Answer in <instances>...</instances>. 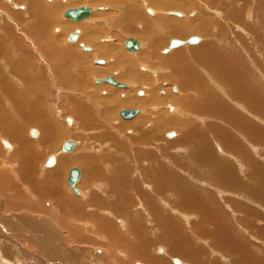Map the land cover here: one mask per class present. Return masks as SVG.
Here are the masks:
<instances>
[{
  "label": "rangeland",
  "instance_id": "374dc122",
  "mask_svg": "<svg viewBox=\"0 0 264 264\" xmlns=\"http://www.w3.org/2000/svg\"><path fill=\"white\" fill-rule=\"evenodd\" d=\"M52 1H54V2H52ZM52 1L51 0H23V2H20V3H23L22 5H24L25 9H23V11H21V12H23V14L21 13L20 15L18 14V16H17V18H20L19 24H18L19 27H17L18 32L20 33V36L22 35L24 40H26L25 42L29 43V44H31V43L36 44L37 38L41 39L40 35L42 32V27H43V23H44L45 28H44L43 34L45 37H47L48 39H50L52 41L48 44L49 45L48 52H50V55H49L50 59L48 57H46L45 59L48 62L47 66H49L47 69V72H48L47 75L52 77L53 82L58 84V82L54 81L58 77V73L61 72L62 69L67 71L65 73V75L61 74V78H62L61 79V85L63 86V87L61 86L62 88L61 87L59 88V90L61 92H59V90H58V94H56L57 93L56 90L54 89V87L52 88V90H53L52 92H54V96L55 95H58V96L61 95L60 99L54 98L55 99L54 100L52 97V101H50V103L52 105L48 106V103H47L46 104L47 106L44 107L45 113L47 115L49 114V117L52 120V122H51L52 129H53V131H55V132H52V134L50 133L52 136H49L51 138L52 137L54 138L52 141H50L52 143L51 149L48 150L47 148L41 147L38 144L40 139L42 140V138H44L45 130L44 129L42 130L41 126H39V125L37 126L35 124H31V125L28 124V126L30 125L29 127L26 126L25 122L21 121V119L18 118L17 115L13 111H11V109L4 107L5 112H3V115L0 114L1 115L0 116V122H2V126L4 124V130L2 128L4 133L7 135V132H8L7 126H9V124L13 123V122L16 125L18 124L20 126H23L24 129L22 130V133H20V131H19V137H17L16 135L15 136L11 135V136H6V138L4 137V139H3L5 143H7L6 141H9L10 144H12L16 147V149H17L16 155H15V153L13 154V156H14L13 159L15 158V161L13 160V163H12V160H10L9 154L12 152V149H7L6 146L2 142L3 148H2V150L0 149V157H2V156L3 157L0 158V162L3 165L7 164L8 168H4V171L8 172V169H9L10 173L12 174L13 177L16 175L17 171L21 167L22 170L20 171V175L23 173L22 174L23 176L21 175L22 177H20V178L18 177L17 183L19 182L18 184L20 185L21 189H23V192L25 194L27 192L26 195H28L29 197H32V198L35 197L34 199H39L35 196L36 194H39L40 198H43V196L41 195L42 193L40 194L39 190L37 191L35 189L36 190L35 191V190H33V188L29 184H27V185L25 184V182H27L29 178H30V180H34V184H37V182H39V181L51 180L50 182H51L53 188L55 185L57 187L59 186L58 188L60 189V193H62V196L65 199L69 200V203H72L73 201H78V202H83L86 205H89V202H90L89 206H90L91 210L89 211V208H88V211H86L87 209H82L81 207L79 209L78 206H72V207L70 206L71 207L69 210L70 212L64 213V211H60L58 213V212H53L52 210H50V212L48 214L51 213V218H47L46 217L47 215L43 216V215L34 213V215L43 216L47 223L45 221L35 219L36 218L35 216L33 218H31V219H33V222H35V220L36 221L38 220L39 222H41L43 224L46 223L45 225L50 226V228H48L49 229L48 231H53L54 234H56V235L58 234V232L60 234L61 231H63V234L68 236V240L70 242H75L73 236L70 233L71 229L73 230V228H72L73 226L75 227V226L79 225V226H83V227L87 228V227H89V225L91 226L94 223L95 228L93 229L94 230L93 232H91V231L87 232L85 230V232L83 233L85 237H88L86 239L87 240L86 244L85 243L71 244V243L67 242V240L66 241L61 240V245L63 246V248H65L67 250V252L73 251L71 253V257L74 259H78L79 262L82 261L80 259L84 258V256L81 257L80 254L83 255V252H86V254L89 255L90 253L94 252V254H97V257H98V255L105 257V259L108 260L107 261L108 264H124L125 260H121L122 259L121 256H119L118 254L116 255L112 251V249H110L111 247L109 248L110 245L114 247V245L118 244V242L124 243V244H126V242H128V243H130V245H129L130 248L135 247V248H132L133 250L132 249H128V250H130L129 252L134 253L133 260L135 257L137 260L133 261V262L138 263V264H144L143 260H141V259H143L142 254L146 255V257H144V259L148 258V260L149 259L153 260L152 258H155V257L156 258H162L163 257V258H166L169 260V264H174L173 259L180 260L181 264L189 263L182 258L178 259L179 257L171 258V257L167 256L168 255L167 251H163V252L161 251L162 255L159 252L156 253L158 249L166 250L165 249L166 244L169 245L170 249L175 248V246H176V248H175L176 250H178V248L181 247L183 244V246L185 245L183 251L185 253L189 252L188 253L189 258L192 257V259H193L194 253H195V255L199 256V257L198 256H196V257H198V259H200V260H198L196 258L197 262H194L196 260L194 258L195 260L194 261L192 260V262L189 264H198V262H199V264H210L211 263L210 260L212 261V260H216V259L219 262H221L220 264H231V261L233 262V264H235V262L236 263L239 262L242 264H246V263L250 264L251 262H249L247 260L248 257H246L245 260L243 261L244 258L241 257L240 253H238L239 249L237 251L232 249L234 247H238V245L242 242L244 243L243 246L247 244L246 245L247 247L244 246V249L241 248V251L243 252L242 255H246V254L251 255L252 254L251 256H253L255 260H257L259 262H263L264 261V244H263L264 243V208H263L264 207V200H263V203H261L260 200L264 199V119H263V117H264L263 113L264 112H259L260 110L258 111V108L262 107V105H260L261 103L264 104V78H263L264 77V0H220L223 3L224 2L226 3V5L228 7L227 11L228 10H238V11L242 12L240 15L241 18L242 19L245 18L244 21L242 22L243 25L239 24V26H237L235 28L234 27L230 28V22L228 21L227 14L222 16V17L221 16L219 17L218 14L215 12L216 10L212 9L213 4L212 5H210V4L213 3V1H215V0H213V1L212 0H203V1L202 0H192V2H193L192 8H193V10H195V12L199 11V10H200V12H202V13H200V15H202L201 18L203 16H205V18L208 17L210 20H212L214 22H217V20H218V22H221L222 26H219L220 28H218V26L215 24V25H213L214 30L211 29V31L213 34L219 32L218 35L220 36L222 41L220 40V38H217L216 41H213L215 46H216L215 51L214 50L213 51H205L204 50L205 53L203 51V52L195 54V52L192 51L193 49L190 50V48L196 47L195 49H197V48H200V46L202 44L207 43V42L209 43V41H207L208 39H205L202 35L198 34V37L200 39H202V38L203 39L196 44H190L189 46H186V47L184 46L182 48V50L184 49V51H185L186 59H183V62L185 64H184V66H183V64L181 65V63L177 64L176 69H175V66H173V68H172L169 65V63L165 65L162 62V60L164 58H166V56L168 57L169 55H172L175 53V52H170V49L168 47V40L173 38V37H176V36H172V35L168 34V32L171 33L170 25H172L171 27H173L175 25V27L177 28L178 26L176 24H179V23L177 21L173 20L172 14H170L171 15L170 16L163 11L169 12L172 10H181L182 8H180L179 6L177 7V5H173L178 0H164V2H162L160 0H123L124 2L122 4H120L119 2H117L118 4L113 2L112 4H108V5L102 4L101 0H90V1L89 0H85V1L84 0H52ZM73 1H75L76 4L74 3L73 5L68 6ZM188 1L191 4L190 0H188ZM184 2H185V4H187L186 1H184ZM12 3H13V5L14 4L19 5V3H17L15 0H13ZM38 3H40V4H38ZM35 4H37V7H38V5H40V11H41L40 15H37L38 11H37V14L35 12L37 9ZM52 4H54V6ZM81 5H90V6H93L95 8H99V6H104V7L107 6L110 8V12H108V13L107 12H101L100 13L99 11H97L95 13L96 15L93 16V23H90V25L89 24L83 25L84 27L82 25H78V24L74 23V27H76L77 29H80L84 33V35L80 39V43L78 42V44H76V45L67 44L66 39L68 37V34L77 30V29L66 27L64 24V23H66V21L63 19L62 14L68 8L78 7ZM209 5L211 6V8H208ZM44 6H46L47 9L48 8L51 9L54 7L53 11L50 12L51 14H45L44 13V9H43ZM131 6H133V7H131ZM125 8L126 9L128 8V9L125 10ZM132 9L136 10V15H132V16L128 15V11H130ZM150 9H153L155 11L157 10L159 14L154 13L151 15L149 13L151 11ZM197 9H199V10H197ZM216 9L218 10L219 7H217ZM220 9L222 10L223 6H221ZM97 10H100V9H97ZM183 10L188 12V14L190 13L189 8H186ZM119 11H120V13H119ZM247 11H248V13H247ZM141 12H142V14H141ZM243 12L245 15H243ZM102 14H104V16H102ZM0 15L3 16V19H5V20L7 19V17L4 14L0 13ZM31 15H33V16H31ZM109 15H111V16H109ZM122 16H124V17H122ZM197 17H198L197 14L190 15L189 17H186V18L183 16V20H181L180 22H183L185 24L188 23L187 27L194 28V26H191L189 24L191 21L196 20ZM148 18H149V20H148ZM157 18H159V19H157ZM49 19H50V23L48 22ZM125 19L128 21L127 24H126ZM139 19H140V21H143L142 23H144V26H146L147 29H151L153 31V36H150L151 30H147V32L143 31V35L137 34V33H139V31L142 32V29L139 28L141 26V23L140 22L138 23ZM6 21H8V19ZM100 21H102V22H100ZM113 21H114V23H116L115 25H114ZM40 23H41V27H39ZM67 23H70V21H67ZM71 24H73V23H71ZM128 24H129V29L125 30V27ZM53 25H54V27H53ZM122 25H124V26H122ZM249 25H251V26H249ZM100 26H101V28H100ZM108 26H109V28H110V26L114 27L115 31L114 32L109 31L110 29H108ZM195 26H197V24H195ZM240 26H242V27L240 28ZM11 27L13 28L14 25L11 24ZM97 27L99 29H102L103 31L98 30ZM94 28H96V29H94ZM36 30H39V33H38L39 35L35 36L33 34L35 33ZM84 31H86V32H84ZM88 31H90V32H88ZM97 31H99L100 34H99V32L97 33ZM131 31H133V32H131ZM21 32H24L25 35L21 34ZM187 32L190 34L192 31H186V34H183L184 35L183 40H186L191 35V34L189 35ZM126 33L129 35H127ZM114 34H117V35H114ZM59 35H60V37H59ZM31 36H33V37H31ZM112 36H114L115 39H112ZM127 36H130V37L135 36L143 42L144 47L146 45H148V46H146L145 48L143 47V50L141 49V52H138L139 55L137 53H131V54L128 53L129 56L128 55L126 56L125 53L122 51V49L125 48L124 42L126 40L125 37H127ZM135 37H133V38H135ZM83 38H84V40H83ZM120 38H122V39H120ZM150 41H152V42L150 43ZM157 41H159V42L156 44ZM57 42H60V43H57ZM79 44H80V46H78ZM89 44H93L95 50L92 48L91 53L90 52L85 53L84 49H82V48L89 46ZM107 44H109V46ZM85 45H87V46H85ZM236 45H237V47H236ZM40 46H42V45H40ZM148 47H149V49H147ZM26 48L28 49V47H26ZM114 48L116 50H114ZM30 49H31V47H30ZM61 49H62V51H61ZM68 49H71V50H68ZM144 49H145V51H144ZM156 49H158V50H156ZM73 50H74V52L72 54ZM149 50H151V51H149ZM198 50H200V49H198ZM51 51H52V53H51ZM190 51L195 55V57L193 56V54H191ZM96 52H98V53H96ZM158 52H160V53H158ZM206 52H209V53L213 52L215 57H216L215 61L214 60L207 61L204 58V55L206 54ZM56 53H58V54H56ZM107 53H108V55H107ZM70 54H72L71 56H73V57H71ZM102 54H103V56H102ZM65 55L66 56L68 55L69 59L68 58L65 59L64 58ZM198 56H199V58H198ZM200 56H203L202 57L203 59ZM39 57H41V56H39V55H38V57L35 56V60L39 59ZM101 59L102 60L105 59L104 61L106 62V65H102L100 63H97V60L100 61ZM231 59H234V61H235V63H233V64L243 66L242 77L247 78L246 83L249 86H246L239 76H237V79H236L237 83L236 82H229V81L225 80V78L223 76V70L225 69V66H223V64H224V62L226 63L227 61H229ZM56 60H57V63H56ZM60 60H62V61H60ZM113 61L115 62L114 64H113ZM125 63H127V64H125ZM204 63H208V64H204ZM74 65L77 66V68L79 69L78 71H76L75 68H73ZM220 65H222V66H220ZM51 67H52V69H51ZM129 67H130V69H129ZM179 67L181 69H179ZM54 69H55V71H54ZM186 69H187V71H186ZM51 70H52V72H51ZM137 70H138V72H137ZM154 70L156 72H154ZM175 70H177L176 71L177 73L174 72ZM76 72H78V74H75ZM52 73H53V75H52ZM72 73L74 75H72ZM109 76H114L119 82H122V83L129 84L132 81L133 82L130 84L131 87L128 89H125V88L117 89V88H115L109 84H97L94 81L96 79H101V78L109 77ZM64 77H66V78H64ZM170 77H172V78L177 77L176 79H177V82H179V83L177 84V83L172 82L170 80ZM42 79H43V77H42ZM44 79H47V78L45 77ZM249 81L251 82V84ZM235 85H237V86H235ZM68 86H74L76 90L64 88V87H68ZM190 86L193 87V90L195 91L194 93H196L195 97H192L194 94L191 93L192 89L189 90ZM97 88L100 91L97 90ZM173 88L178 89V91L175 92ZM61 89H63V90H61ZM115 89H116V91H115ZM129 89H132V90H129ZM247 89H249L248 93H247ZM140 90L143 93V95L138 94V92ZM253 90H254V92H253ZM82 91H84V93H86V94H91L92 96L90 98L89 97L87 98L86 95L84 93H82ZM243 91H244V93H243ZM151 92H153L154 95L159 99L158 100H157V98L151 99L149 96V94ZM238 92L240 94L239 97L237 99H234L233 96H237ZM188 95H189V97H188ZM70 96L72 99L74 97L77 100H79L80 98H81L80 100H85L86 102H84V103L91 110H93V109H99L100 110L102 108L101 109L102 111H104L105 109H107V111H108V109H109V113H107V115H106L107 117L105 116L106 118L110 117V119H111V121L108 122L109 128L108 129H100V130H92L91 132L86 133V131H84L82 129L80 130V128L77 127L76 122H75L76 118L74 116L67 115L65 112H63V113L57 112V107L55 105L57 103H60V102H66ZM117 96H119L120 98ZM82 97H83V99H82ZM185 97H187V99ZM139 99H146V100L142 101V102L138 101V103H132V102L137 101ZM89 100H90V102H89ZM129 100L131 101L130 103H128ZM160 100H161V102H160ZM220 100L223 103L222 106H224V110L222 108L221 112H220V110H218V111L221 114L223 113V116L225 118V119L223 118V120H222L223 123L221 122V120L219 122V119H216L215 117L208 114V112H212V111L214 112V110H216V107L219 104ZM250 100H251L252 104L250 103V105H249L248 102H250ZM56 101H58V102L56 103ZM97 101H100L101 103L97 102ZM193 102L194 103L199 102V103H197L195 105ZM237 102H238V104H236ZM110 103H111V105H110ZM239 103H241V104H239ZM198 104H200V105H198ZM246 104L249 106L250 109L247 108L248 106H246ZM253 104H254V106H253ZM201 105H203L204 107ZM212 105L216 106V107L211 108ZM251 105H252V109H251ZM112 106H113V108H112ZM190 106H192V107L194 106V107L192 108ZM195 106H196V108H195ZM207 106H209V107H207ZM237 106H239L240 108L239 107L237 108ZM49 107H51V108H49ZM171 107L173 108V110L171 109ZM199 107L203 108L204 110L199 108ZM230 108L232 110H235L234 112L236 113V115L234 117L231 116L226 111V109L229 111ZM244 108H246L247 111L249 109V112H251V113H249L247 115V111L244 110ZM6 109L9 111H6ZM123 109H138L139 111L140 110L141 111H140V114L137 117H135L133 120L126 121L120 117V114H121L120 111ZM239 109H242L240 111L242 113H244L246 116L244 114H242L241 112H238ZM255 109L258 111V112L256 111L258 114L255 112ZM177 110H178V112H177ZM202 110L204 112H207V111L208 112L205 113V115H204L203 114L204 112ZM251 110H253V111H251ZM27 111L30 112L29 109H27ZM115 111H117V112H115ZM74 112H75V116L77 117L78 111H74ZM0 113H1V111H0ZM10 113H12V114H10ZM57 113H59V114L57 115ZM259 113H260L261 117L258 116ZM211 114H213V113H211ZM250 114H252V115H250ZM262 114H263V116H262ZM11 115H13V117H14L13 120H11L12 119ZM196 115H198V118ZM200 115H203V117H201ZM206 115H208V116H206ZM6 116H8V118ZM254 116H255V118H254ZM153 117H155V118H153ZM68 118L72 120L71 123L67 122ZM234 118H237V119L234 120ZM3 119H4V121H3ZM7 120H9L8 123H7ZM17 120H20V121H17ZM138 120H144V125L142 127L140 126V124L132 125V127L129 126V124H130L129 122L134 123ZM170 120H176L178 122H180L182 120L179 123L180 127H185L186 124H189V123L192 124L193 123L192 124L193 126L195 125V127H199L200 129L204 130L205 133L204 132L203 133L205 135L203 134V136L199 137L195 132H192V133L190 132L187 136H183V134L187 133V128L182 129V130L180 128H176V127L172 128V130H170V128L165 129L166 124H167L166 122H168ZM183 121H184V124L182 123ZM240 121H241V123H240ZM125 123L128 124V127H124ZM164 123H165V125H164ZM194 123H196V124H194ZM210 123H212V125L214 126V127L212 126V128H214V129L217 127V125L218 126L220 125L223 128L221 129V127L219 126L220 128L218 127V129H220V130H218L216 128L217 130L215 129L216 131H214V133H211V131H208V127H206V124L210 125ZM243 126H244L245 130L243 129ZM0 127H1V125H0ZM71 127H76L79 129L78 130L75 128L74 132L72 133V134L78 135L79 139H75L71 136L65 135V133L67 132V129H70ZM232 127L235 128L236 130H238L239 133H242V134L239 135V134L235 133L234 129ZM253 128H254V130H253ZM33 130H36L39 133L36 136H33L31 134V131H33ZM46 130L48 131L47 128H46ZM24 131H27L26 136H25ZM223 131H226V132H223ZM215 132L217 134L220 132L221 136H223V135L225 137L227 136L228 140L230 137L232 142H231V140H229V141L225 140L227 138L223 137L222 139H220V142L217 141V143L219 142L218 143L219 145L217 143L215 145V142L212 141L213 137L216 138ZM168 133H175V135L168 138L167 137ZM154 135H155V137H154ZM86 136H87V138H86ZM179 138H181L180 139V147L181 146L182 147L181 148L179 147L178 150L173 149V147H171V145H170V141H172V140L176 141ZM186 138H188V140ZM189 139H191L192 141L191 140L189 141ZM196 139H197V141H196ZM200 139H201V141H200ZM67 140H72L78 144V147L74 151H72L71 153H65L62 151L63 143ZM88 141H89V143H88ZM104 141L106 144L104 143ZM26 142H33V143L37 142L35 144L34 148L32 147L33 148V154L32 155H34L33 158H32V156L29 158H26L25 156L18 155V152L22 149L23 143H26ZM228 142H230L231 144ZM243 142H244V144H242ZM186 145H187V148H185ZM229 145H230V148H229ZM83 146H84V148H83ZM89 146H94L96 149H92V148L89 149L88 148ZM192 146H195L196 148H194ZM10 147L11 146L9 145V148ZM109 147H110V149H109ZM188 147H190V148H188ZM216 147H218V149H216ZM219 147L224 149V151L226 149L229 150L230 151L229 153H231V154L237 153L239 160H241L243 162L248 160V158H250L249 162L252 164H249L247 161L246 165H247L248 169L250 168L249 170H251L250 172H252V173H250V174H252V176L248 175L247 176L248 180L244 181L245 183L241 182L242 184H237V185L234 184V186L233 185L230 186L231 181L229 178H232L231 177L232 174H233V177L238 176V173H235L237 171L234 170L236 167L231 164V163H233L232 159H234L235 157L232 159H229L228 157L224 156V154H222V149ZM249 149H250V151H249ZM254 150H257L258 154H256L254 152ZM84 152H86V153H84ZM216 152H218V153L216 154ZM245 152H246V154H249L248 152H250V156H245ZM251 152H252V154H251ZM82 153H84V154H82ZM237 154H235V155H237ZM79 155H82V156L83 155H90L89 160L87 162H90L91 164H93L94 171L99 174L98 180L90 179L92 181L91 182L87 178L86 170H85L83 163L80 164V162H77V164H72L71 166L66 167L67 162H68L67 158H71L73 156L77 158V157H80ZM183 155H184V157H183ZM7 156H9L8 157L9 159H7V161H6L4 158H7ZM158 156H160L162 158L161 161L163 163H165V165L168 164L166 162L167 159L171 160L172 166H175L178 169H185V171L187 170L186 172H188L190 175L192 174L193 178L198 177V178H203L205 180L208 179V181H205V180L204 181H205V183L210 182L209 183L210 185L208 184V185L203 186L201 188L198 187L200 189L195 188V187H190V190L188 189V194H191V195L198 194V196L200 195L202 198L204 197L202 200H198L201 197H199L198 199H192L191 198L192 199L191 204H199L200 203L199 205H202V203L206 204L207 202H209L210 200L209 201H207V200L210 198L209 194L211 192L210 193H207V192H209V190L212 191L211 188L215 184L216 185H218V183L220 184V182H219L220 180L225 179V181H226V179H227V182L224 181L225 184L223 183V185H227V186L226 187L223 186V188L227 189L228 184H229V186L231 188H228V191L229 190L234 191V193H229V194H231V195H229V197H231L233 200L235 199L234 197H236L237 200L232 201L234 204H238V202L240 203V204H238L239 206L235 207V208H237L236 211L238 213H233L235 215H232V213H230V209H228V208L226 209L224 207L223 203H222V208H221L222 210L219 209L220 211H218L219 215L217 214L216 211L215 212L212 211L214 217L216 216V214L218 216V217L216 216L215 218L211 216L212 213L207 214V215L203 214L201 216L200 215L198 216L197 215L198 213H196V214H193L194 216L193 215L190 216V219L186 220V219L178 216L177 213H175V215L177 216V217L176 216L175 217H176V219H178V221H176V222L180 221L179 222L180 226L178 225V227L174 226L171 223L172 221H169V219L172 215H169L168 213H166L165 215H168L169 217L163 218V216H161L162 218H159V216H158L159 214H158L157 217L159 218V220H162L164 222L166 220V222L164 225L162 224V228H160V227L157 228L158 232L153 231V229L150 228L151 223L149 221V218L146 217V221L144 219L142 220L138 215V211H134L136 206H133V205L134 204L137 205L139 202H142L140 200L139 192L136 191L137 189L135 187L136 185H138L136 180H138V174H139V170H140L139 166L142 167V166L150 165V163H149L150 161H151V164H153L152 161L154 160V158H156ZM177 156L179 158L181 156V158L179 159ZM215 156H217V157L220 156L221 159H219L220 158L219 157L218 163L211 165V162L213 160L216 161ZM50 157L56 158V164L54 166H52L53 168L47 167L45 165L48 158H50ZM261 157H263V158H261ZM182 158H185V159H182ZM188 158H190V159L188 160ZM198 158H200L201 160L205 159L206 161H210V164H208L207 166H205L206 164L201 165V161H199ZM240 158H243L244 160H242ZM28 159L29 160L31 159V160L28 161ZM34 160H35V163H36V161H38V162L35 164ZM63 160H65V161H63ZM187 160H188V163L186 162ZM196 160H197V162H196ZM7 162L10 163V165H8ZM29 162H32V164L31 163L29 164ZM93 162H95V163H93ZM114 162H116V163H114ZM140 162H141V164H140ZM142 162H143V164H142ZM198 162L200 164H198ZM226 163L227 164L230 163V165H232L230 167L231 169L229 168V166H227V168H225L226 170L228 169L227 171L229 173H227L226 170L224 169V167H226ZM112 164L115 165V171L114 172L112 171ZM224 164H225V166H224ZM179 165L181 168H179ZM15 166H16L17 170H16ZM58 166L59 167L62 166L63 168L60 170L62 171L64 169V171H62L60 174H55V175H58L55 178H54V176L51 175L52 173L50 175H48V172H51L50 168L52 170ZM184 166H185V168H184ZM253 166L258 167V168L257 169L253 168ZM74 167H77V168L81 169V171H83L82 172V177H83L82 180L83 181H80V185H79V188L82 192L81 194H76L73 191H71V189L69 188L68 183H67L69 170H71ZM100 167L102 169H100ZM168 167H169V164H168ZM200 167H203L204 169L200 168ZM169 168H171V167H169ZM222 168H223V171H222ZM232 168H233V171H232ZM251 168H253L254 170L256 169L257 171L256 170L252 171ZM119 170L125 171L129 176L126 179H119ZM202 170H203V172H202ZM213 170H215V171H213ZM224 170H225V176H227L225 178H223L224 175H220L221 173L224 174L223 173ZM13 171H14V173H13ZM209 171H211V172H209ZM216 171H220L221 173L216 172ZM90 172L92 173V171H90ZM208 172L210 174H208ZM254 172L255 173L257 172V175ZM113 173L117 179L112 177ZM188 173L183 174L182 172H180L178 175L181 178L178 177V179H176V180L181 181V183H183V184L185 183L184 185L187 186V184L189 183V180L187 179ZM24 174H25V176H24ZM156 174L157 173L153 174V173L149 172L148 175H146V176L149 178L150 177L153 178V177H155ZM211 174H212V177H211ZM216 175H217V177H215ZM161 176H163V175L159 176V174H158V178ZM250 176H251V179H250ZM44 177H45V179H44ZM218 177H220V178H218ZM155 178H157V175ZM13 180H15V178H13ZM112 180H114L113 181L114 183L116 181H117V183L118 182H120V183H118V184L115 183L116 185H114V186L110 185L109 188H111V187L115 188L114 192L112 194H110V191L106 189L107 185H105V184L112 183ZM23 181H24V184L22 183ZM215 181H216V183H215ZM148 182L151 183L152 181L148 180ZM171 182L172 181L170 179L169 182H167V183L169 185H171ZM94 183H95V186L97 185V188H94L95 187ZM151 184L157 185L155 182L154 183L152 182ZM238 185H240V186L238 187ZM157 186H159V185H157ZM220 186H221V184H220ZM24 188H25V190L27 188L29 190L27 189L25 191ZM131 188H133L134 191H132L133 189L130 190ZM232 188H233V190H232ZM241 188H243V189H241ZM249 188H251L252 191ZM253 188H254V191H253ZM105 189L107 190V193L109 195L106 194ZM160 189L163 192L165 187L161 186ZM236 189H237V192H236ZM98 190H100L99 193L97 192ZM144 190L147 193L151 192V190L149 189V186L146 187V189H144ZM202 191H203V193H201ZM240 191H241V194H240ZM250 191L253 192V195ZM101 192L102 193L105 192V193L102 194ZM254 192H256V193H254ZM182 193H183V191H179L177 193L178 195L174 196L175 200H174L173 204H174V206H176V207H174V209H179L177 207L178 206L181 207L183 205L182 202L180 201V195ZM104 194H106V195L104 196ZM211 194L213 195V191ZM235 194H237V195H235ZM254 194H255V196H254ZM93 195L96 196V200L94 202H91V196H93ZM212 195H211V198L214 197ZM116 196L118 198H116ZM198 196H196V197H198ZM216 196L219 197V195H216ZM205 197H207L206 200H205ZM245 197H246V199H245ZM176 198L179 199L178 203H176ZM43 200H45V198H43ZM194 200L195 201L197 200V201L194 202ZM231 200H229V202H231ZM45 202H48L47 207H49L53 203L51 198H47V200H45ZM148 202L149 203L156 202V199L150 197ZM99 204H100V206H99ZM162 204H161L162 208L165 209L166 207H164ZM115 207H117V208H115ZM119 207L121 209L120 211H119ZM241 209L243 210L244 213L242 212ZM249 209L254 210L255 213H253L254 211L251 210L252 213L250 215H248L247 213L250 211ZM78 210H79V213H78ZM105 210H106V212H105ZM74 211L77 212L76 216H75ZM80 211H83V213H81ZM224 211H227V212H224ZM240 211L243 215L246 214L248 216H251V218L253 217V214H254L253 218H255V220H253V218H252V221H251L250 217H248L246 215L243 216L240 213ZM113 212H114V214H113ZM19 213L24 215L25 211H22ZM90 213H92V218H90L88 216ZM206 213H209V212H206ZM229 213L231 216H237L238 215V216L243 217L242 218V221H243L242 225H244L246 229H241V230L239 229V231L236 230V233H234L235 231H232L234 229L231 228L232 230H230L229 233L226 232V234H225V235H228V237H226V238L224 237L225 238L224 239L222 237L224 234L223 232H225L227 229H229V227L227 226V222L229 224H232V222L235 223L234 219H232V217H229ZM10 214H13V213H9V215ZM32 214L33 213H31V215ZM172 214H174V213L172 212ZM208 215L212 217V218H210L211 220L208 218L209 217ZM255 215H256V217H255ZM49 216L50 215H48V217ZM74 216L76 217L77 221L81 220L82 222L80 224L77 223L76 220L74 219L75 218ZM257 216L258 217L260 216L259 219ZM78 218H80V219H78ZM124 219H126V221ZM195 219H197V220H195ZM205 220H207V222H205ZM184 221L187 224H190L192 222L195 223L194 226L196 227V230L197 231L200 230V233L202 235H198L197 234L198 232L196 230L193 231L194 233L190 232V230L184 224L185 223ZM199 221H201V222H199ZM210 221H212V222H210ZM216 221H219V222L216 223ZM48 223H49V225H48ZM67 224H69V225H67ZM196 224L199 227L200 226L201 227L199 228L198 226H196ZM212 224H213V227H212ZM25 225H28V224L24 223L20 226H25ZM220 225L223 227V229ZM165 226H167V228ZM214 226H216V227L214 228ZM35 227L33 229L32 227H29V225H28L27 229L30 230V232H31V230H35V233H37L38 230L40 231V229L37 226H35ZM142 227H144V229H145L144 233H143ZM203 227H204V229H202ZM210 227H211V231H210ZM89 228L92 229L91 227H89ZM205 228H207V229L205 230ZM121 229L123 230V232ZM133 229L134 230H136V229L140 230L141 229L142 233L139 234L140 237H142L141 236L142 234L145 235V233H146L145 236L143 235L146 239H144V237H142L143 239L141 238V240L146 242V244L148 245L150 250H148V248L144 249L142 247L140 248L142 251L139 249H138V251L136 250L138 248V246H136V244L139 242L136 239L134 232H132V231H134ZM162 229H166V230H162ZM221 229L222 230L225 229V230L222 231ZM248 229H249V231H248ZM68 230H70V232ZM171 230H173L172 233L168 234V231L171 232ZM176 230H179L180 232L176 231ZM1 231L3 232V234L5 233L2 229H1ZM111 231H113L112 235L115 234V236H113V239H110L107 235V234L111 233ZM212 231H214V232H212ZM215 231H218V232H215ZM237 231H238V233H237ZM175 232H178V234L177 233L174 234ZM220 232H222V233L220 234ZM157 233H158V236H156ZM161 233L165 234L164 235L165 237H163V234H161ZM185 233L187 234L188 239H186ZM118 234H120V236ZM173 234L175 236H173ZM203 234L205 236L207 235V237L210 236V237H208L209 239L207 240V238H204L205 236L203 237ZM251 234L253 236L255 234L256 238L258 237L257 239L260 241L258 243L256 241H252V240L250 241L249 238H252ZM5 235H7V234H5ZM41 235L42 234L39 233L38 235H36V237L37 238L42 237V239L45 238L44 236H41ZM60 235H62V234H60ZM170 235H172L173 238L176 237L177 239L182 238V237H185V238L184 239L182 238V240L180 239L179 240L180 242H179L176 238L173 239L172 237H169ZM178 235L179 236L181 235V236L179 237ZM69 237H71L73 240H70ZM101 237L104 240L101 239ZM162 237H163V239H162ZM168 237L170 239H168ZM189 237L193 241L189 240L190 239ZM155 238H158V239L154 240ZM259 238H261V239H259ZM165 239L167 241H164ZM158 240L163 241V242H160L161 245L159 246V248L158 249H156L155 247L150 248L153 243L157 244ZM99 241L107 243L106 245H108L109 249H105L104 247H102L101 244H104V243H99ZM187 241H188V243H186ZM227 241H228V243H227ZM63 243H65V244H63ZM164 243H166V244H164ZM189 243L191 245L194 243L192 245L193 247H192L191 251H190L191 246H189ZM237 243H239V244L236 245ZM210 244H211V247H210ZM16 245L19 246L20 253L18 252L17 249H16L17 250L16 251L12 247L11 244H9V243L6 244L7 248H9V247L12 248V250H8L7 252L5 251L7 253L6 255H8V256H6V259H7L6 263L9 262L8 264H52V263H49L47 260H45L40 254H37L34 251L35 248H33V247L31 248V250H33L35 252V254H30L27 251L29 248H27L26 245H24L22 243H17ZM126 245L128 246V244H126ZM183 246H182V248H183ZM261 246L263 249L261 248ZM75 247H76V249H75ZM214 247H216L217 252L215 251V249H213ZM227 247H228V250L226 249ZM248 247H250V248H248ZM193 248L202 249V250H200L199 252H198V250L193 251V255L191 256V252H192ZM218 248H219V251H218ZM246 248H248V249H246ZM175 249H173V251ZM21 250H23L24 252H22ZM95 250H96V252H95ZM204 250L206 251V253ZM233 250L235 252H237L238 255H237V253H236V255H234L235 253ZM145 251H147L146 252L147 254H145ZM202 253H203V255H202ZM230 254H233L234 257H232V255H230ZM91 256H93V257H91ZM94 256L95 255H93V254L90 255L89 256L90 258H86L89 261V263L86 260L83 264H99V261L97 260L98 258L96 259V257H94ZM222 256H227L228 261L222 259ZM252 258H250V259H252ZM124 259H126V256ZM238 259H239V261H238ZM241 259H242V261H241ZM229 260H231V261H229ZM133 262H131L130 264H134ZM67 263L70 264L71 261L68 259L65 264H67ZM73 264H76V263L73 262Z\"/></svg>",
  "mask_w": 264,
  "mask_h": 264
},
{
  "label": "bare ground",
  "instance_id": "6f19581e",
  "mask_svg": "<svg viewBox=\"0 0 264 264\" xmlns=\"http://www.w3.org/2000/svg\"><path fill=\"white\" fill-rule=\"evenodd\" d=\"M12 1L13 0H0V13H2V14H4L6 17H7V19H8V21H6L5 19H3V16L2 15H0V111H1V113L0 114H2L3 115V112H5L4 111V107H6V108H9V109H11V111H13L16 115H17V117L18 118H20L21 119V121H24L25 122V125L26 126H28V124H35V125H39V126H41L42 127V130L44 129L45 130V132H44V138H42V140L40 139V141H39V145L41 146V147H45V148H47L48 150H50L51 149V145H52V143L50 142V141H52L54 138L52 137H49V136H52L51 134H52V132H55V131H53V129H52V126H51V122H52V120L50 119V117H49V114L47 115L46 113H45V108L44 107H46L47 105V103H48V106H50V105H52L51 103H50V101H52V97H53V99L55 98V99H60V96H58V95H55L54 96V92H52L53 90H52V88L54 87V89L56 90V94H58V90H59V88L62 86L61 85V74L63 75H65V73L67 72V71H65V70H63L62 69V71L61 72H59L58 73V79L56 78V80H54V81H56V82H58V84H56V83H54L53 82V79H52V77L51 76H48L47 74H48V72H47V69H48V67L49 66H47V60L45 59L46 57H48L49 59H50V57H49V55H50V52H48V48H49V43L50 42H52L50 39H48L47 37H45L44 36V34H43V31H44V28H45V25H44V23H43V27H42V32H41V39H39V38H37V43L36 44H29V43H26L25 41L26 40H24V38H23V36L21 35L20 36V33L18 32V29H17V27H19L18 26V24H19V20H20V18H17V16H18V14L20 15L21 13L23 14V12H21V11H23V9H25L24 8V5H22L23 3H20V2H23V0H15L17 3H19V5H13V3H12ZM52 1V0H51ZM85 1V0H84ZM90 1V0H89ZM160 1H162V2H164V0H160ZM184 1H186V3L187 4H185V2ZM203 1V0H202ZM213 1V0H212ZM52 2H54V1H52ZM87 2V1H86ZM101 2H102V4H106V5H108V4H112L113 2L114 3H117V2H119L120 4H122L124 1L123 0H101ZM144 2V1H143ZM151 2V1H150ZM190 2H191V4L189 3V1L188 0H178V1H176L173 5H177V7L179 6L180 8H182L181 10H172V11H169V12H167V11H163V12H165L166 14H168V15H170V14H172L173 15V20L174 21H177L179 24H176L178 27L176 28L175 27V25L173 26V27H171L172 25H170V28H171V33H169L167 30V32H168V34H170V35H172V36H176V37H173V38H171V39H169L168 40V47H169V49H170V52H175L174 54H172V55H169L168 57L166 56V58H164L163 60H162V62L166 65V64H168L169 63V65L173 68V66H175V69H176V67H177V64H180L181 63V65L183 64V66H184V62H183V59H186V57H185V51H184V49L182 50V48L185 46H189L190 44H196V43H198L199 41H201L202 39H200L199 37H198V34H200V35H202L205 39H208L207 41H209V43L207 42V43H204V44H202L201 46H200V48H197V49H195L196 47H192V48H190V50L191 49H193L192 51L193 52H195V54H197V53H200V52H203L204 50L205 51H215V44H214V42L213 41H216L217 40V38H220V36L218 35V33H212V31H211V29H213V25H217L218 26V28H220L219 26H222L221 25V22H218V20H217V22H214V21H212V20H210L208 17H206L205 18V16H203L202 18H201V16L202 15H200V13H202V12H200V10L199 9H197V10H199V11H196L195 12V10H193V6H192V4H193V2H192V0H190ZM76 4V2L75 1H73V2H71L70 3V5H68V6H71V5H73V4ZM93 3V2H92ZM169 3V2H168ZM232 3V2H231ZM239 3V2H238ZM21 4V5H20ZM38 4H40V3H38ZM118 4V3H117ZM213 4V5H212ZM219 4V5H218ZM36 5V14H37V11H38V14L37 15H40V5H38V7H37V4H35ZM53 6H54V4H52ZM116 5V4H115ZM210 5H212V9H214V10H216L215 12L218 14V16L220 17H222V16H224V15H226L227 14V18H228V21L230 22V28L231 27H237V26H239V24L241 25L242 24V22L244 21V19L245 18H241V11H238V10H228L227 11V5H226V3L224 2H221L220 0L218 1V0H215V1H213V3H211ZM209 5V7L208 8H211V6ZM50 6V5H49ZM89 6V7H88ZM221 6H223V9L221 10L220 9V7ZM91 7H93V6H91ZM102 8V7H104V6H99V8ZM107 6H105L103 9H100L99 10V12L101 13V12H103V10L106 8ZM131 7H133V6H131ZM217 7H219V9L217 10L216 8ZM43 8V7H42ZM54 8V7H53ZM53 8H51V9H47V7L46 6H44V13L45 14H51L50 12L51 11H53ZM74 8H76V11L78 12V11H82V12H84L85 13V15H83L82 17H81V19H74V17L76 16V13H73V17H70V15L71 14H69L68 12H69V10H71V9H73V8H71V9H66L63 13L64 14H62L63 15V17H64V19H67V20H71V21H74V22H76V23H81V24H84L85 22H88V21H90V16L92 15V13H93V9H99V8H95V7H93V9H91L90 8V5H86V6H83V7H80V8H77V7H74ZM167 8V7H166ZM186 8H189V10H190V13L188 14V12H186L185 10H183V9H186ZM205 8V7H204ZM207 8V7H206ZM226 8V9H225ZM238 8V7H237ZM128 9V8H127ZM126 8H125V10H127ZM177 9V8H176ZM211 9V10H212ZM242 9V8H241ZM110 10V9H109ZM108 10V11H109ZM151 11L149 12L151 15L152 14H154V13H158V11L156 10H153V9H150ZM166 10V9H165ZM170 10V9H169ZM213 10V11H214ZM95 11V10H94ZM140 11V10H139ZM244 11V10H243ZM212 12V11H211ZM214 12V13H215ZM250 12V11H249ZM31 13V12H30ZM108 13V12H107ZM162 13V12H161ZM213 13V14H214ZM215 13V14H216ZM246 13V12H245ZM247 13H248V11H247ZM111 14V13H110ZM141 14H142V12H141ZM159 14V13H158ZM177 14V15H176ZM193 14H197V19L196 20H194V21H191L190 22V24L189 25H191V26H194V28H189V27H187L188 25V23H183V22H180L181 20H183V16L186 18V17H189L190 15H193ZM96 15V14H95ZM128 15H136V10L135 9H132V10H130V11H128ZM243 15H245L244 14V12H243ZM242 15V16H243ZM31 16H33V15H31ZM35 16V15H34ZM61 16V15H60ZM94 16V15H93ZM102 16H104V14H102ZM109 16H111V15H109ZM146 16V15H145ZM171 16V15H170ZM215 16V15H214ZM38 17V16H37ZM122 17H124V16H122ZM130 17V16H129ZM39 18V17H38ZM79 18H80V16H79ZM127 18V17H126ZM171 18V19H172ZM24 19V18H23ZM55 19V18H54ZM57 19V18H56ZM60 19V18H59ZM98 19V18H97ZM106 19V18H105ZM128 19V18H127ZM157 19H159V18H157ZM170 19V18H169ZM168 19V20H169ZM122 20V19H121ZM148 20H149V18H148ZM154 20V19H153ZM166 20V19H165ZM256 20V19H255ZM254 20V21H255ZM24 21V20H23ZM26 21V20H25ZM39 21V20H38ZM55 21V20H54ZM58 21V20H57ZM104 21V20H103ZM125 21H126V24L128 23V21L125 19ZM3 22V23H2ZM49 23H50V19H49V21H48ZM56 22V21H55ZM65 22V21H64ZM100 22H102V21H100ZM141 23V26L139 27V28H141L142 29V32H140L139 31V33H137L138 35H143V31L144 32H147V30H151V29H147V27L146 26H144V23H142L143 21H140V19L138 20V23ZM148 22V21H147ZM47 23V22H46ZM107 23V22H106ZM105 23V24H106ZM113 23H114V21H113ZM160 23V22H159ZM11 24H13L14 25V27L12 28L11 27ZM22 24V23H21ZM20 24V25H21ZM65 24V26L66 27H69V28H76V27H74V24H71V22L70 23H67V21H66V23H64ZM111 24V23H110ZM116 23H114V25H115ZM195 24H197V26H195ZM86 25V24H85ZM151 25V24H150ZM164 25V24H163ZM228 25V24H227ZM234 25V26H233ZM243 25V24H242ZM255 25V24H254ZM83 26V25H82ZM95 26V25H94ZM122 26H124V25H122ZM132 26V25H131ZM138 26V25H137ZM249 26H251V25H249ZM22 27V26H21ZM39 27H41V23H40V25H39ZM53 27H54V25H53ZM84 27V26H83ZM82 27V28H83ZM111 27V26H110ZM242 26H240V28H241ZM247 27V26H246ZM258 27V26H257ZM25 28V27H24ZM100 28H101V26H100ZM153 28V27H152ZM222 28V27H221ZM228 28V27H227ZM251 28V27H250ZM21 29V28H20ZM58 29V28H57ZM60 29V28H59ZM77 29V28H76ZM97 29L98 30H102V29H99L98 27H97ZM126 29H129V24L128 25H126V27H125V30ZM253 29V28H252ZM27 30V29H26ZM91 30V29H90ZM93 30V29H92ZM105 30V29H104ZM139 30V29H138ZM214 30V29H213ZM60 31V30H59ZM103 31V30H102ZM110 31V30H109ZM186 31H192L189 35V37L186 39V40H183V38H184V35L183 34H186ZM249 31V30H248ZM73 32H75V31H73ZM84 32H86V31H84ZM88 32H90V31H88ZM99 31H97V33H98ZM131 32H133V31H131ZM214 32V31H213ZM39 33V30H36L35 31V33L33 34V35H39L38 34ZM179 33V34H178ZM235 33V32H234ZM21 34H23V35H25V33L24 32H21ZM74 34H76V33H74ZM80 34V31L79 30H77V35H76V38H78V35ZM99 34H100V32H99ZM112 34V33H111ZM127 34V33H126ZM236 34V33H235ZM73 35V34H72ZM114 35H117V34H114ZM119 35V34H118ZM123 35V34H122ZM125 35V34H124ZM127 35H129V34H127ZM148 35V34H147ZM183 35V36H182ZM207 35V36H206ZM121 36V35H120ZM146 36V35H145ZM150 36H153V31L151 30L150 31ZM182 36V37H181ZM195 36V37H194ZM25 37V36H24ZM31 37H33V36H31ZM52 37V36H51ZM59 37H60V35H59ZM133 37H135V36H133ZM142 37V36H141ZM234 37V36H233ZM96 38V37H95ZM105 38V37H104ZM125 38H127V37H125ZM193 38H195L196 39V41L195 42H191V39H193ZM238 38V37H237ZM252 38V37H251ZM263 38V37H262ZM57 39V38H56ZM103 39V38H102ZM120 39H122V38H120ZM134 39H137V40H139V41H137V40H134ZM131 38V37H128L127 38V43H125L126 45V48H127V50L130 52V53H136V52H138L139 50H140V48L143 50V42L139 39V38H137V37H135V38ZM158 39V38H157ZM156 39V40H157ZM34 40V39H33ZM32 40V41H33ZM83 40H84V38H83ZM82 40V41H83ZM104 40V39H103ZM111 40V39H110ZM146 40V39H145ZM220 40H221V38H220ZM219 40V41H220ZM55 41V40H54ZM71 41H72V39H71ZM109 41V40H108ZM129 41H131L132 42V47L130 46V47H128L127 46V44H128V42ZM173 41H178L179 43H178V45H176V46H174V47H171V45H172V42ZM222 41V40H221ZM227 41V40H226ZM68 42H70L69 41V39H68ZM106 42V41H105ZM152 41H150V43H151ZM159 41H157L156 42V44L158 43ZM57 43H60V42H57ZM71 43V42H70ZM76 43V42H75ZM79 43H80V41H79ZM82 43V42H81ZM96 43V42H95ZM141 43V44H140ZM162 43V42H161ZM223 43V42H222ZM66 44V43H65ZM103 44V43H102ZM114 44V43H113ZM145 44V43H144ZM40 45H42V46H40ZM108 46H109V44H107ZM152 45V44H151ZM224 45V44H223ZM243 45V44H242ZM78 46H80V44L78 45ZM85 46H87V45H85ZM113 46V45H112ZM111 46V47H112ZM146 46H148V45H146ZM145 46V47H146ZM26 47H28V49L26 48ZM30 47H31V49H30ZM88 47H91V48H93L94 49V45L93 44H89V46ZM144 47V48H145ZM150 47V46H149ZM149 47L147 48V49H149ZM161 47V46H160ZM235 47V46H234ZM236 47H237V45H236ZM100 48V47H99ZM155 48V47H154ZM65 49V48H64ZM73 49V48H72ZM83 49V48H82ZM109 49V48H108ZM125 49V48H124ZM124 49H122V51L125 53V55L127 56L128 55V53L124 50ZM146 49V50H147ZM195 49V50H194ZM198 49H200V50H198ZM233 49V48H232ZM242 49V48H241ZM68 50H71V49H68ZM95 50V49H94ZM97 50V49H96ZM111 50V49H110ZM113 50V49H112ZM114 50H116L115 48H114ZM156 50H158V49H156ZM162 50V49H161ZM58 51V50H57ZM61 51H62V49H61ZM64 51V50H63ZM79 51V50H78ZM81 51V50H80ZM144 51H145V49H144ZM149 51H151V50H149ZM205 51H204V53H205ZM73 52H74V50L72 51V54H73ZM83 52V51H82ZM88 52V51H87ZM101 52V51H100ZM141 52V51H140ZM191 52V51H190ZM218 52V51H217ZM51 53H52V51H51ZM78 53V52H77ZM86 53V52H85ZM91 53V52H90ZM96 53H98V52H96ZM103 53V52H102ZM110 53V52H109ZM114 53V52H113ZM158 53H160V52H158ZM203 53V54H204ZM56 54H58V53H56ZM55 54V55H56ZM72 54H70V56L72 55ZM80 54V53H79ZM118 54V53H117ZM138 54V53H137ZM191 54H193L192 52H191ZM38 55L39 56H41V57H39V59H36L35 60V56L36 57H38ZM96 55V54H95ZM107 55H108V53H107ZM139 55V54H138ZM148 55V54H147ZM155 55V54H154ZM98 56V55H97ZM102 56H103V54H102ZM101 56V57H102ZM129 56V55H128ZM131 56V55H130ZM136 56V55H135ZM149 56V55H148ZM151 56V55H150ZM193 56L195 57V55L193 54ZM221 56V55H220ZM59 57V56H58ZM71 57H73V56H71ZM77 57V56H76ZM120 57V56H119ZM139 57V56H138ZM201 58L203 57V56H200ZM64 58L65 59H67L68 58V55L66 56H64ZM114 58V57H113ZM125 58V57H124ZM128 58V57H127ZM198 58H199V56H198ZM204 58L207 60V61H210V60H214L215 61V55H214V53L212 52V53H209V52H206V54L204 55ZM48 59V60H49ZM62 59V58H61ZM69 59V58H68ZM98 59V58H97ZM203 59V58H202ZM235 59V58H234ZM234 59H231V60H229V61H227L226 63L224 62V64H223V66H225V69L223 70V76H224V78H225V80L226 81H229V82H236V79H237V76H239L241 79H242V81L244 82V84L246 85V86H249V85H247V83H246V77H242V69H243V66H241V65H237V64H233V63H235V61H234ZM64 60V59H63ZM74 60V59H73ZM102 60V59H101ZM100 60V61H101ZM105 60V59H104ZM108 60V59H107ZM113 60V59H112ZM126 60V59H125ZM151 60V59H150ZM149 60V61H150ZM160 60V59H159ZM51 61V60H50ZM60 61H62V60H60ZM100 61H98L97 60V63H101ZM137 61V60H136ZM59 62V61H58ZM260 62V61H259ZM50 63V62H49ZM54 63V62H53ZM56 63H57V60H56ZM62 63V62H61ZM115 62L113 61V64H114ZM142 63V62H141ZM146 63V62H145ZM209 63V62H208ZM208 63H204V64H208ZM212 63V62H211ZM210 63V64H211ZM215 63V62H214ZM254 63V62H253ZM74 64V63H73ZM72 64V65H73ZM109 64V63H108ZM125 64H127V63H125ZM143 64V63H142ZM154 64V63H153ZM52 65V64H51ZM58 65V64H57ZM62 65V64H61ZM104 65H106V62H105V64ZM141 65V64H140ZM144 65V64H143ZM156 65V64H155ZM159 65V64H158ZM168 66V65H167ZM220 66H222V65H220ZM80 67V66H79ZM104 67V66H103ZM113 67V66H112ZM111 67V68H112ZM139 67V66H138ZM207 67V66H206ZM73 68H75V70L76 71H78L79 69L77 68V66H75L74 65V67ZM105 68V67H104ZM208 68V67H207ZM211 68V67H210ZM51 69H52V67H51ZM82 69V68H81ZM122 69V68H121ZM129 69H130V67H129ZM149 69V68H148ZM179 69H181L180 67H179ZM96 70V69H95ZM111 70V69H110ZM142 70V69H141ZM50 71V70H49ZM54 71H55V69H54ZM59 71V70H58ZM125 71V70H124ZM158 71V70H157ZM177 70H175L174 72H176ZM185 71V70H184ZM186 71H187V69H186ZM192 71V70H191ZM51 72H52V70H51ZM64 72V73H63ZM75 72V71H74ZM108 72V71H107ZM120 72V71H119ZM123 72V71H122ZM137 72H138V70H137ZM141 72V71H140ZM151 72V71H150ZM154 72H156L155 70H154ZM245 72V71H244ZM124 73V72H123ZM177 73V72H176ZM259 73V72H258ZM55 74V73H54ZM75 74H78V72H76ZM82 74V73H81ZM118 74V73H117ZM127 74V73H126ZM155 74V73H154ZM252 74V73H251ZM52 75H53V73H52ZM56 75V74H55ZM72 75H74L73 73H72ZM121 75V74H120ZM123 75V74H122ZM142 75V74H141ZM144 75V74H143ZM191 75V74H190ZM127 76V75H126ZM151 76V75H150ZM42 77H43V79L46 77L47 79H42ZM54 77V76H53ZM68 77V76H67ZM148 77V76H147ZM192 77V76H191ZM222 77V76H221ZM251 77V76H250ZM54 78V79H55ZM64 78H66V77H64ZM69 78V77H68ZM131 78V77H130ZM177 77H175V78H172V77H170V80L172 81V82H174V83H179V82H177V79H176ZM213 78V77H212ZM252 78V77H251ZM264 78V77H263ZM51 79V80H50ZM239 79V78H238ZM69 80V79H68ZM111 80H113L116 84H113L112 82H110ZM194 80V79H193ZM95 81V83H97V84H109V85H111V86H113V87H115V88H117V89H122V88H125V89H128V88H130L131 87V83L133 82H131V83H129V84H127V83H122V82H119V81H117L115 78H114V76H109V77H105V78H101V79H96V80H94ZM195 81V80H194ZM53 82V83H52ZM141 82V81H140ZM228 82V83H229ZM250 82V81H249ZM139 83V82H138ZM197 83V82H196ZM209 83V82H208ZM237 83V82H236ZM249 84V83H248ZM250 84H251V82H250ZM234 85V84H233ZM141 86V85H140ZM144 86V85H143ZM148 86V85H147ZM146 86V87H147ZM235 86H237V85H235ZM63 87V86H62ZM61 87V88H62ZM195 87V86H194ZM231 87V86H230ZM64 88H67V89H75V87L74 86H68V87H64ZM139 88V87H138ZM145 88V87H144ZM190 89L189 90H191L192 89V91H191V93H193L194 95L192 96V97H195V95H196V93H194L195 91L193 90V87H189ZM239 88V87H238ZM251 88V87H250ZM174 89V91L175 92H177L178 91V89H176V88H173ZM243 89V88H242ZM61 90H63V89H61ZM76 90V89H75ZM83 90V89H82ZM97 90H99L98 88H97ZM129 90H132V89H129ZM185 90V89H184ZM188 90V91H189ZM224 90V89H223ZM248 90L249 89H247V93H248ZM66 91V90H65ZM100 91V90H99ZM115 91H116V89H115ZM173 91V92H174ZM187 91V92H188ZM251 91V90H250ZM59 92H61L60 90H59ZM104 92V91H103ZM113 92V91H112ZM222 92V91H221ZM227 92V91H226ZM253 92H254V90H253ZM53 93V94H52ZM74 93V92H73ZM82 93H84V91H82ZM182 93V92H181ZM184 93V92H183ZM228 93V92H227ZM243 93H244V91H243ZM72 94V93H71ZM85 95H86V97L88 98H90L92 95L91 94H86V93H84ZM110 94V93H109ZM108 94V95H109ZM114 94V93H113ZM126 94V93H125ZM138 94H140V95H143V93L141 92V90L138 92ZM225 94V93H224ZM257 94V93H256ZM259 94V93H258ZM124 95V94H123ZM239 92H238V95L237 96H233V98L234 99H237L238 97H239ZM125 96V95H124ZM149 96H150V98L151 99H154V98H157L155 95H154V93L153 92H151L150 94H149ZM108 97V96H107ZM117 97H119V96H117ZM116 97V98H117ZM182 97V96H181ZM188 97H189V95H188ZM227 97V96H226ZM260 97V96H259ZM120 98V97H119ZM183 98V97H182ZM181 98V99H182ZM186 99H187V97H185ZM191 98V97H190ZM54 99V100H55ZM81 99V98H80ZM77 100L76 98H74L73 97V99L71 98V96L68 98V100L66 101V102H60V103H57L58 101H56V107H57V112H65L67 115H70V116H74L75 118H76V125H77V127L78 128H80V130L82 129V130H84V131H86V133H89V132H91L92 130H100V129H108L109 127V123L108 122H110L111 121V119H110V117H108V118H106L107 116V113H109V109H108V111H107V109H105L104 111H102L101 109L99 110V109H93V110H91L90 108H88L87 106H86V104L84 103V102H86L85 100ZM82 99H83V97H82ZM118 99V98H117ZM128 99V98H127ZM159 98H157V100H158ZM193 99V98H192ZM251 99V98H250ZM146 99H139V100H137V101H134V102H132V103H138V101H145ZM195 100V99H194ZM257 100V99H256ZM61 101V100H60ZM82 101V102H81ZM118 101V100H117ZM173 101V100H172ZM196 101V100H195ZM89 102H90V100H89ZM97 102H100V101H97ZM131 101L129 100V102L128 103H130ZM160 102H161V100H160ZM178 102V101H177ZM234 102V101H233ZM50 103V104H49ZM54 103V102H53ZM65 103V104H64ZM101 103V102H100ZM184 103V102H183ZM182 103V104H183ZM194 103V102H193ZM197 103H199V102H197ZM197 103H194L195 105L197 104ZM201 103V102H200ZM218 103V102H217ZM246 103V102H245ZM249 103V105H250V103H251V100H250V102H248ZM256 103V102H255ZM188 104V103H187ZM234 104V103H233ZM236 104H238V102L236 103ZM239 104H241V103H239ZM252 104V103H251ZM110 105H111V103H110ZM109 105V106H110ZM198 105H200V104H198ZM207 105V104H206ZM223 105V103L221 102V100L219 101V104L217 105V107L216 106H213L212 105V107L211 108H215L216 107V110H214V112L212 111V112H208V114L209 115H211V116H213V117H215L216 119H219V122H220V120H221V122H222V120H223V118H224V116H223V113L221 114L220 112H221V110H222V108H223V110H224V106H222ZM259 105V104H258ZM260 105H262V107H257L258 108V111L259 112H264V104H260ZM201 106H203V105H201ZM236 106V105H235ZM243 106V105H242ZM246 106H248L247 104H246ZM253 106H254V104H253ZM32 109H31V108ZM90 107V106H89ZM190 107H192V106H190ZM194 107V106H193ZM192 107V108H193ZM204 107V106H203ZM207 107H209V106H207ZM227 107V106H226ZM225 107V108H226ZM239 106H237V108H238ZM256 107V106H255ZM49 108H51V107H49ZM59 108V109H58ZM112 108H113V106H112ZM154 108V107H153ZM152 108V109H153ZM195 108H196V106H195ZM199 108H201V107H199ZM240 108V107H239ZM243 108V107H242ZM247 108H249V106L247 107ZM254 108V107H253ZM256 108V109H257ZM27 109H29V111L30 112H28L27 111ZM171 109L173 110V108L171 107ZM201 109H203V108H201ZM209 109V108H208ZM250 109V108H249ZM249 109H248V111H247V109L246 108H244V110H246L247 111V115L249 114V113H251V112H249ZM251 109H252V105H251ZM255 109V112L257 111ZM196 110V109H195ZM204 110V109H203ZM202 110V111H203ZM207 110V109H206ZM218 110H220V112L218 111ZM240 110H242V109H239V111L238 112H241ZM6 111H9V110H7L6 109ZM10 111V112H11ZM56 111V110H55ZM74 111H78V114H77V117L75 116V112ZM124 111H131V112H135V113H133L132 115H130L129 117H126V116H122V113L124 112ZM141 111V110H140ZM140 111L138 110V109H123V110H121L120 111V117L123 119V120H126V121H131V120H133L135 117H137L139 114H140ZM198 111V110H197ZM210 111V110H209ZM226 111L231 115V116H235L236 115V113L234 112L235 110H232L231 108L229 109V111L226 109ZM251 111H253V110H251ZM257 111V112H258ZM49 112V111H48ZM115 112H117V111H115ZM177 112H178V110H177ZM190 112V111H189ZM204 112V111H203ZM207 112H204L203 114L205 115V113H207ZM256 112V113H257ZM20 113V114H19ZM74 113V114H73ZM198 113V112H197ZM211 113H213V114H211ZM242 113V112H241ZM10 114H12V113H10ZM51 114V113H50ZM59 113H57V115H58ZM195 114V113H194ZM199 114V113H198ZM201 114V113H200ZM242 114H244V113H242ZM258 114V113H257ZM264 114V113H263ZM263 114H262V116H263ZM20 115V116H19ZM52 115V114H51ZM147 115V114H146ZM157 115V114H156ZM191 115V114H190ZM193 115V114H192ZM245 115V114H244ZM250 115H252V114H250ZM1 116V115H0ZM12 116V119L11 120H13V115H11ZM53 116V115H52ZM106 116V117H105ZM197 116V118H198V115H196ZM201 117H203V115H200ZM206 116H208V115H206ZM246 116V115H245ZM258 116H260L261 117V115H260V113H259V115ZM7 118H8V116H6ZM253 117V116H252ZM4 118V117H3ZM11 118V117H10ZM55 118V117H54ZM153 118H155V117H153ZM254 118H255V116H254ZM257 118V117H256ZM2 119V118H1ZM17 119V118H16ZM196 119V118H195ZM225 119V118H224ZM237 118H234V120H236ZM263 119H264V117H263ZM15 120V119H14ZM84 122H83V121ZM95 120V121H94ZM169 120V119H168ZM177 120V119H176ZM176 120H170V121H168V122H166L167 124H166V127H165V129H169L170 128V130H172V128H174V127H176V128H180L181 130L182 129H185V128H187V133L186 134H183V136H187L190 132L192 133V132H195L199 137H201V136H203V134L205 133L204 132V130H202V129H200L199 127H195V125L193 126L192 124H186L185 125V127H180V125H179V123L182 121H180V122H178V121H176ZM180 120V119H179ZM192 120V119H191ZM243 120V119H242ZM3 121H4V119H3ZM8 121L9 120H7V123H8ZM17 121H20V120H17ZM16 121V122H17ZM71 119H69L68 118V120H67V122L68 123H71ZM74 121V120H73ZM151 121V120H150ZM253 121V120H252ZM262 121V120H261ZM12 122V121H11ZM186 122V121H185ZM234 122V121H233ZM255 122V121H254ZM6 123V124H7ZM60 123V122H59ZM130 124H129V126L130 127H132V125H135V124H140V126L142 127L143 125H144V120H138V121H136V122H134V123H131V122H129ZM183 124H184V121L182 122ZM223 123V122H222ZM221 123V124H222ZM240 123H241V121H240ZM246 123V122H245ZM244 123V124H245ZM194 124H196V123H194ZM215 124V123H214ZM230 124V123H229ZM0 125H1V127H0V149L2 150V148H3V146H2V142H3V144L6 146V148L7 149H12V152L9 154V156H10V160H12V163H13V160L15 161V158L13 159V154L15 153V155H16V152H17V149H16V147L14 146V145H12V144H10V142L9 141H6L7 143H5L4 142V137L6 138V136H17V137H19V131H20V133H22V130L24 129V127L23 126H20V125H16L14 122L13 123H10L9 124V126H7V135L4 133V124H3V126H2V122H0ZM29 125V126H30ZM75 125V126H76ZM164 125H165V123H164ZM247 125V124H246ZM28 126V127H29ZM33 126V125H32ZM59 126V125H58ZM68 126V125H67ZM182 126V125H181ZM212 123H210V125H208V124H206V127H208V131H211V133H214V131H216L217 129H218V127L220 126H218L217 125V129L215 130L214 128H212ZM256 126V125H255ZM35 127V126H34ZM124 127H128V124H124ZM134 127V126H133ZM214 127V126H213ZM221 127V129L223 128L222 126H220ZM219 127V128H220ZM260 127V126H259ZM2 128H3V130H2ZM46 128L48 129V131L46 130ZM55 128V127H54ZM75 128L76 127H71L70 129H67V132L65 133V135H67V136H71V137H73V138H75V139H79V137H78V135H75V134H72L73 132H74V130H75ZM78 128H76V129H78ZM139 128V127H138ZM233 128V127H232ZM258 128V127H257ZM256 128V129H257ZM27 129V128H26ZM40 129V128H39ZM179 129V130H180ZM234 129V132L235 133H237V134H242V133H239V131L238 130H236L235 128H233ZM243 129L245 130V128H244V126H243ZM30 130V129H29ZM41 130V129H40ZM41 130V131H42ZM79 130V129H78ZM218 130H220V129H218ZM225 130V129H224ZM253 130H254V128H253ZM50 131V132H49ZM25 132V136H26V132L27 131H24ZM155 132V131H154ZM171 132V131H170ZM184 132V131H183ZM182 132V133H183ZM204 132V133H203ZM223 132H226V131H223ZM39 132L38 131H36V130H33V131H31V134L33 135V136H36L37 134H38ZM51 133V134H50ZM181 133V134H182ZM24 134V133H23ZM177 134V133H176ZM180 134V135H181ZM22 135V134H21ZM43 135V134H42ZM173 135H175V133H168V135H167V137L168 138H170V137H172ZM195 135V134H194ZM205 135V134H204ZM214 135V134H213ZM218 135V136H217ZM96 136V135H95ZM197 136V137H198ZM209 136V135H208ZM154 137H155V135H154ZM215 137L216 138H212V141H214L215 142V145H216V143H217V141H219L220 142V139H222L223 137H225L224 135L223 136H221V134H220V132L217 134L216 132H215ZM51 138V139H50ZM83 138V137H82ZM86 138H87V136H86ZM225 138H227V136L225 137ZM16 139V138H15ZM14 139V140H15ZM19 139V138H18ZM180 139L181 138H179L178 140H172V141H170V145H171V147H173V149H177L178 150V148L180 147ZM187 140H188V138H186ZM194 139V138H193ZM191 139H189V141H190ZM225 140H228V138L227 139H225ZM229 140H231L230 139V137H229ZM228 140V141H229ZM55 141V140H54ZM110 141V140H109ZM192 141V140H191ZM195 141V140H194ZM196 141H197V139H196ZM200 141H201V139H200ZM203 141V140H202ZM35 142V141H34ZM84 142V141H83ZM204 142V141H203ZM218 142V143H219ZM231 142H232V140H231ZM9 143V144H8ZM37 143V142H36ZM36 143H33V142H26V143H23V146H22V149L18 152V155H21V156H25L26 158H29V157H31L32 156V158L34 157V155H32L33 154V148H34V146H35V144ZM68 143H70V144H72V148L68 151L67 149L65 150L64 149V146H65V144H68ZM88 143H89V141H88ZM104 143H105V141H104ZM110 143V142H109ZM198 143V142H197ZM217 143V144H218ZM228 143H230V142H228ZM103 144V143H102ZM106 144V143H105ZM196 144V143H195ZM208 144V143H207ZM231 144V143H230ZM242 144H244V142L242 143ZM241 144V145H242ZM9 145L11 146L10 148H9ZM203 145V144H202ZM219 145V144H218ZM228 145V144H227ZM261 145V144H260ZM198 146V145H197ZM33 147V148H32ZM78 147V144L76 143V142H74V141H72V140H68V141H65L64 143H63V146H62V151L63 152H65V153H71L72 151H74L76 148ZM101 147V146H100ZM177 147V148H176ZM182 147V146H181ZM180 147V148H181ZM192 147H194V148H196L195 146H192ZM58 148V147H57ZM83 148H84V146H83ZM86 148V147H85ZM89 149L90 148H92V149H96L94 146H89L88 147ZM157 148V147H156ZM185 148H187V145L185 146ZM188 148H190V147H188ZM219 148H221V147H219ZM229 148H230V145H229ZM247 148V147H246ZM255 148V147H254ZM257 148V147H256ZM106 149V148H105ZM109 149H110V147H109ZM122 149V148H121ZM216 149H218V147H216ZM222 149V148H221ZM244 149V148H243ZM215 150V149H214ZM233 150V149H232ZM235 150V149H234ZM44 151V150H43ZM195 151V150H194ZM249 151H250V149H249ZM230 151L229 150H225L224 151V149H222V154H224V156H226V157H228L229 159H232V158H234V159H232L233 160V163H231L233 166H235L236 168L234 169V170H236L237 172H235V173H238V176H236V177H233V174H232V178H229L230 179V181H231V184H230V186L231 185H233L234 186V184H242L241 182H244V181H247L248 180V175H251L252 176V174H250V173H252V172H250L251 170H249L248 168H247V165H246V162L248 161V163L249 164H252V163H250L249 161H250V158H248V160H246V161H241V160H239V157H238V154L237 153H235V154H237V155H235V154H231V153H229ZM254 152L256 153V154H258V151L257 150H254ZM49 153V152H48ZM84 153H86V152H84ZM84 153H82V154H84ZM218 152H216V154H217ZM249 154H246V152H245V156H250V152H248ZM193 154V153H192ZM241 154V153H240ZM251 154H252V152H251ZM160 155V154H159ZM187 155V154H186ZM191 155V154H190ZM2 156V155H1ZM9 156H7V158H4L6 161H7V159H9L8 157ZM80 157H71V158H67L68 159V162H67V166L66 167H68V166H71L72 164H77V162H80V164H82L83 163V165H84V167H85V170H86V175H87V178L90 180V179H93V180H98V178H99V174L97 173V172H95L94 171V166H93V164H91L90 162H87L88 160H89V157H90V155H79ZM144 156V155H143ZM146 156V155H145ZM188 156V155H187ZM3 157V156H2ZM2 157H0V158H2ZM163 157V156H162ZM178 157V156H177ZM183 157H184V155H183ZM216 157V161H212L211 162V165H213V164H215V163H218V160L219 159H221V157L219 158V157H217V156H215ZM225 157V158H226ZM242 157V156H241ZM98 158V157H97ZM157 158V159H156ZM156 158H154V160L152 161V163L153 164H151V161L149 162L150 163V165H147V166H142V167H140L139 166V168H140V170H139V174H138V180H136L137 181V184L138 185H136L135 187H136V191H138L139 192V195H140V200L142 201V202H139L137 205L136 204H134L133 206H136L135 207V210L134 211H138V215H139V217L143 220H145L146 221V217L147 218H149V221H150V223H151V227L150 228H152L153 229V231H155V232H158V227H160V228H162V224L164 225L165 224V222H166V220H165V222L164 221H162V220H159V218H162L161 216H163V218L165 217H169L168 215H165L166 213H168L169 215H172L171 217H170V219H169V221H172L171 223L174 225V226H176V227H178V225H179V222H176V221H178V219H176V215H175V213H177V215L178 216H180L181 218H184V219H190V216H192L193 214H196V213H198L197 215L199 216H201V215H203V214H210V213H212V211H216L217 212V214H218V211H220V210H222L221 208H222V203H223V205H224V207L227 209H230V213H232V215H235V214H233V213H238L236 210H237V208H235L236 206H239L238 204H240L238 201V204H234L232 201H235V200H237L236 199V197H234L235 199L233 200L231 197H229V195H231V194H229V193H234V191H228V188H231L230 186H229V184H228V188L227 189H225V188H223V186L224 187H226L227 185H223V183H224V181H225V179H222V180H220L219 182H220V184H221V186H220V184L218 183V185H214L212 188H211V190L213 191V195L211 194L212 193V191H210L209 190V192H207V193H210L209 195H210V198L207 200V201H209V202H207L206 204H203L202 203V205H199V204H191V202H192V199H198L199 197H201L200 195L198 196V194H194V195H191V194H188V189L190 190V187H195V188H198V187H203V186H206V185H208L210 182H208V183H205V181H208V179L207 180H205V179H203V178H193L192 177V174L190 175L188 172H186L185 171V169H178V168H176L175 166H172V162H171V160H168L167 158V160H166V162L169 164V167H171V168H169L168 167V164L167 165H165V163H163L162 161H161V157L160 156H158V157H156ZM165 158V157H164ZM179 158V157H178ZM180 158H181V156H180ZM179 158V159H180ZM219 158V159H218ZM227 158V159H228ZM261 158H263V157H261ZM19 159V158H18ZM35 159V158H34ZM66 159V160H67ZM182 159H185V158H182ZM190 158H188V160H189ZM199 159V161H201V165L202 164H206L205 166H207L208 164H210V161H206L205 159L204 160H201L200 158H198ZM240 159H242V160H244L243 158H240ZM253 159V158H252ZM21 160V159H20ZM31 160V159H30ZM29 159H28V161H30ZM188 160L186 161L187 163H188ZM63 161H65V160H63ZM115 161V160H114ZM195 161V160H194ZM221 161V160H220ZM38 161H36V163H37ZM144 162V161H143ZM143 162H142V164H143ZM147 162V161H146ZM196 162H197V160H196ZM230 162V161H229ZM8 163V162H7ZM32 164V162H29V164ZM34 163H35V160H34ZM35 163V164H36ZM63 163V162H62ZM61 163V164H62ZM93 163H95V162H93ZM114 163H116V162H114ZM186 163V164H187ZM23 164V163H22ZM56 164V158L55 157H50V158H48V160H47V162H46V166L47 167H52V166H54ZM140 164H141V162H140ZM198 164H200L199 162H198ZM254 164V163H253ZM8 165H10V163H8ZM19 165V164H18ZM95 165V164H94ZM177 165V164H176ZM232 165H230V163L229 164H227L226 163V167H224V169L225 168H227V166H229V168L232 166ZM117 166V165H116ZM178 166V165H177ZM224 166H225V164H224ZM255 166V165H254ZM253 166V168H258V167H254ZM12 167V166H11ZM137 167V166H136ZM188 167V166H187ZM4 168H8V166H7V164H2L1 162H0V228L5 232L4 234H3V232L1 231V229H0V264H8V263H6L7 262V259H6V256H8V255H6L7 253V251L8 250H12V248H10L9 246V248H7L6 247V244L7 243H9V244H11L12 245V247L16 250H18V252L20 253V249H19V246L18 245H16L17 243H22V244H24V245H26L27 246V248H29L27 251L30 253V254H35V252L37 253V254H40L45 260H47L49 263H52V264H65L66 262H67V260L69 259L70 261H71V263L70 264H73V262H75L76 264H83L87 259L86 258H90L89 256L90 255H95L94 257H96V259L99 261V264L101 263V264H108V260H106L105 259V257H103V256H99L98 255V257H97V254H94V252L93 253H90L89 255H87L86 254V252H83V255L82 254H80V256L82 257V256H84V258L83 259H80V260H82L81 262H79L78 261V259H74V258H72L71 257V253L73 252L72 250V252H67V250L65 249V248H63V246L61 245V240L62 241H66L67 240V242H69V243H71V244H74V243H77V244H82V243H85L86 244V242H87V238L88 237H85L84 236V232H85V230L87 231V232H93L94 230V228H95V225H94V223H93V225H89V227H91L92 229H90L89 227H83V226H73L72 228H73V230L71 229V232H70V230H68L70 233H71V235L73 236V238H74V240H75V242H70L69 240H68V236H66L65 234H63V231H61V233L60 234H62V235H60L59 234V232H58V234L56 235V234H54V232L53 231H48L49 229L48 228H50V226H47V225H45L47 222L45 221V219H44V217L43 216H45V215H47L46 217L47 218H51V213L50 214H48L49 212H50V210H52L53 212H60V211H64V213L65 212H70L69 210H70V208L72 207V206H78V208L80 209V207L82 208V209H87L86 211H88V208H89V211L91 210V208H90V202H89V205H86L85 203H83V202H78V201H73L72 203H69V200L68 199H65L63 196H62V193H60V189L55 185L54 186V188H53V186H52V184H51V180H48V181H39V182H37V184H34V180H30V178L28 179V181L27 182H25V184L27 185V184H29L32 188H33V190H39V192H40V194L43 196V198H45V200H47V198H51V200H52V204L49 206V207H47L48 206V202H45V200H43V198H40V195L39 194H36L35 196L37 197V198H39V199H34V198H32V197H29L28 195H26L27 194V192H26V194L23 192V189H21V187H20V185L17 183V180H18V177L20 178V177H22L23 175V173L20 175V171L22 170L21 169V167L19 168V170L17 171V173H16V175L13 177V178H15V180H13V178H11L10 177V175H12L11 173H10V170L8 169V172L6 171H4ZM15 168H16V166H15ZM24 168V167H23ZM53 168V167H52ZM63 167L62 166H58V167H55L54 169H52L51 170V168H50V171L51 172H48V175H50L51 173V175L52 176H54V178L55 177H57L58 175H55V174H60L62 171H64V169L61 171L60 169H62ZM154 168V169H153ZM179 168H181L180 167V165H179ZM184 168H185V166H184ZM200 168H203V167H200ZM253 168H251L252 169V171H255ZM100 169H102L101 167H100ZM118 169V168H117ZM204 169V168H203ZM217 169V168H216ZM231 169V168H230ZM229 169V170H230ZM16 170H17V168H16ZM24 170V169H23ZM72 170H76V171H78L79 173H80V178H79V180H78V182H77V184H76V186H75V189H72L71 187H70V184H69V175H70V172L72 171ZM131 170V169H130ZM201 170V169H200ZM221 170V169H220ZM226 170V169H225ZM225 170H224V174H222L220 171H216V172H220L221 174L220 175H224V177L223 178H225V177H227V176H225ZM228 170V169H227ZM226 170V172L227 173H229L228 171ZM12 171V170H11ZM90 171H92V173L90 172ZM112 171L114 172L115 171V165H113L112 164ZM213 171H215V170H213ZM222 171H223V168H222ZM231 171V170H230ZM232 171H233V168H232ZM257 171V170H256ZM23 172V171H22ZM82 172L83 171H81V169H79V168H77V167H74V168H72L71 170H69V174H68V178H67V183H68V186H69V188L71 189V191H73L74 193H76V194H81L82 192H81V190H80V188H79V185H80V181H83L82 179H83V177H82ZM149 172H151V173H153V174H155V173H157L156 175H157V178H155L156 177V175H155V177H153V178H149V177H147L146 175H148V173ZM180 172H182L183 174H185V173H188V177H187V179L189 180V183L187 184V186H185L183 183H181V181H178V180H176V179H178V177H180L178 174L180 173ZM190 172V171H189ZM202 172H203V170H202ZM205 172V171H204ZM209 172H211V171H209ZM208 172V174H210ZM261 172V171H260ZM13 173H14V171H13ZM163 173V174H162ZM226 173V174H227ZM232 173V172H231ZM234 173V172H233ZM255 173V172H254ZM253 173V174H254ZM47 174V173H46ZM158 174H159V176L160 175H163V176H161V177H159L158 178ZM199 174V173H198ZM215 174V173H214ZM256 175H257V172L255 173ZM66 175V174H65ZM167 175V176H166ZM182 175V174H181ZM231 175V174H230ZM237 175V174H236ZM24 176H25V174H24ZM30 176V175H29ZM28 176V177H29ZM84 176V175H83ZM129 175L125 172V171H123V170H119V179H126L127 177H128ZM174 178H173V177ZM184 176V175H183ZM194 176V175H193ZM242 176V177H241ZM251 176H250V179H251ZM66 177V176H65ZM112 177L113 178H115V179H117L115 176H114V173L112 174ZM185 177V176H184ZM196 177V176H195ZM211 177H212V174H211ZM215 177H217V175L215 176ZM214 177V178H215ZM256 177V176H255ZM25 178V177H24ZM47 178V177H46ZM53 178V177H52ZM86 178V177H85ZM181 178V177H180ZM179 178V179H180ZM218 178H220V177H218ZM26 179V178H25ZM44 179H45V177H44ZM43 179V180H44ZM48 179V178H47ZM46 179V180H47ZM171 179V185H169L167 182H169V180ZM173 179V180H172ZM186 179V178H185ZM249 179V180H250ZM24 180V179H23ZM42 180V179H41ZM54 180V179H53ZM148 180H151L153 183L155 182L157 185H159V186H157V185H152L150 182H148ZM184 180V179H183ZM205 180V181H204ZM217 180V179H216ZM254 180V179H253ZM91 181V180H90ZM111 181V180H110ZM114 180H112V183H110V184H105V185H107V190H109L110 191V194H112L113 192H114V187H111V188H109L110 187V185L111 186H114V185H116V184H118V183H120V182H118L117 183V181L114 183L113 182ZM92 182V181H91ZM225 182H227V179H226V181ZM250 182V181H249ZM23 184H24V181L22 182ZM36 183V182H35ZM53 183V182H52ZM85 183V182H84ZM215 183H216V181H215ZM245 183V182H244ZM243 183V184H244ZM225 184V183H224ZM253 184V183H252ZM251 184V185H252ZM25 185V186H26ZM28 185V186H29ZM181 187H180V186ZM210 185V184H209ZM247 185V184H246ZM24 186V185H23ZM22 186V187H23ZM94 186H95V183H94ZM93 186V187H94ZM120 186V185H119ZM149 186V189L151 190V192L150 193H147L144 189H146V187H148ZM161 186H163V187H165V189H164V191L162 192L161 191V189H160V187ZM185 186V187H184ZM240 185H238V187H239ZM253 186V185H252ZM260 186V185H259ZM134 187V188H135ZM174 187V188H173ZM247 187V186H246ZM26 188V187H25ZM25 188H24V190H25ZM94 188H97V185L94 187ZM200 188H198V189H200ZM237 188V187H236ZM28 189V188H27ZM26 189V190H27ZM100 189V188H99ZM105 189V190H106ZM133 188H131L130 190H132ZM241 189H243V188H241ZM248 189V188H247ZM250 190H251V188H249ZM25 190V191H26ZM29 190V189H28ZM35 190V191H36ZM96 190V189H95ZM107 190H106V194L107 195H109L108 193H107ZM148 190V189H147ZM232 190H233V188H232ZM240 190V189H239ZM34 191V192H35ZM99 191L100 190H98L97 192L99 193ZM132 191H134V189L132 190ZM179 191H183V193L180 195V201L182 202V206L181 207H177V208H179V209H174V207H176V206H174V204H173V202H174V196L175 195H178L177 193L179 192ZM252 191V190H251ZM250 191V192H251ZM253 191H254V188H253ZM32 192V191H31ZM96 192V191H95ZM236 192H237V189H236ZM235 192V193H236ZM102 193V192H101ZM103 193H105V192H103ZM102 193V194H103ZM134 193V192H133ZM201 193H203V191L201 192ZM206 193V192H205ZM246 193V192H245ZM252 193V195H253V192H251ZM254 193H256V192H254ZM106 194H104V196L106 195ZM239 194V193H238ZM240 194H241V191H240ZM247 194V193H246ZM198 196V197H196V196ZM211 195L212 196H214L213 198H211ZM216 195H219V197L218 196H216ZM234 195V194H233ZM232 195V196H233ZM235 195H237V194H235ZM152 197V198H155L156 199V202H152V203H149L148 201H149V199H150V197ZM254 196H255V194H254ZM183 199H182V198ZM209 197V196H208ZM116 198H118L117 196H116ZM192 198V199H191ZM204 198V197H203ZM202 197L200 198V199H198V200H202L203 199ZM206 198L207 197H205V200H206ZM138 199V198H137ZM228 199V200H227ZM232 199V200H231ZM245 199H246V197H245ZM248 199V198H247ZM250 199V198H249ZM90 200V199H89ZM96 200V196H91V202H94ZM229 200H231V202H229ZM263 200L264 199H261L260 200V202L261 203H263ZM3 201H4V203H3ZM152 201V200H151ZM178 201H179V199L178 198H176V203H178ZM197 201V200H196ZM195 200H194V202H196ZM243 201V200H242ZM248 201V200H247ZM200 202V201H199ZM236 202V203H237ZM113 203V202H112ZM111 203V204H112ZM163 203V204H162ZM258 203V202H257ZM119 204V203H118ZM161 204L164 206V207H166L165 209L164 208H162V206H161ZM92 205V204H91ZM115 205V204H114ZM261 205V204H260ZM46 206V207H45ZM71 206V207H70ZM99 206H100V204H99ZM241 206V205H240ZM248 207V206H247ZM115 208H117V207H115ZM124 208V207H123ZM264 208V207H263ZM97 209V208H96ZM218 209V210H217ZM220 209V210H219ZM253 209V208H252ZM252 209H249L250 211L247 213L248 215H250L251 213H252V211H254V210H252ZM121 209H120V207H119V211H120ZM242 210V209H241ZM252 210V211H251ZM22 211H25V214L24 215H22L21 213H19V212H22ZM77 211V210H76ZM76 211H74L75 212V216L77 215V212ZM104 211V210H103ZM211 211V212H210ZM245 211V210H244ZM81 213H83V211H80ZM105 212H106V210H105ZM172 212L174 213V214H172ZM206 212H209V213H206ZM223 212V211H222ZM224 212H227V211H224ZM242 212H243V210H242ZM9 213H13V214H10L9 215ZM31 213H33L32 215H31ZM34 213L35 214H40V215H43V216H37V215H34ZM78 213H79V210H78ZM230 213H229V217H232V219H234V222L235 223H233L232 222V224H229L228 222H227V226L229 227V229H227L225 232H223L224 234H223V238L225 237H228V235H225L226 234V232H228L229 233V231L230 230H232L231 228H233L234 230H232V231H235L234 233H236V230H238L239 231V229L241 230V229H246L245 228V226L244 225H242L243 224V221H242V218L243 217H241V216H231L230 215ZM240 213H241V211H240ZM244 213V212H243ZM253 213H255V211L253 212ZM29 214V215H28ZM110 214V213H109ZM113 214H114V212H113ZM159 214V215H158ZM217 214H216V216H217ZM242 214V213H241ZM48 215H50L49 217H48ZM157 215L159 216V218L157 217ZM215 215V214H214ZM219 215V214H218ZM221 215V214H220ZM243 215V214H242ZM244 215H246V214H244ZM243 215V216H244ZM248 215H246V216H248ZM258 215V214H257ZM36 217L35 219H38V220H42V221H45L46 223L45 224H43V223H41V222H39L38 220L36 221L35 220V222H33V219H31V218H33V217ZM74 216V217H75ZM90 218H92V213H90L89 215H88ZM87 216V217H88ZM94 216V215H93ZM176 216V217H175ZM194 216V215H193ZM209 216V215H208ZM212 217H214L213 216V213H212V215H211ZM211 216H209L208 218L210 219V218H212ZM215 216V217H216ZM261 216V215H260ZM259 216V217H260ZM214 217V218H215ZM218 217V216H217ZM224 217V216H223ZM228 217V218H229ZM248 217H250L251 218V216H248ZM253 217H254V214H253ZM252 217V218H253ZM255 217H256V215H255ZM258 217V216H257ZM259 217H258V219H259ZM180 218V219H181ZM220 218V217H219ZM218 218V219H219ZM227 218V219H228ZM252 218H251V221H252ZM75 220H76V217L74 218ZM78 219H80V218H78ZM217 219V220H218ZM223 219V218H222ZM16 220V221H15ZM83 220V219H82ZM125 221H126V219H124ZM195 220H197V219H195ZM194 220V221H195ZM204 220V219H203ZM211 220V219H210ZM220 220V219H219ZM253 220H255V218H253ZM262 220V219H261ZM84 221V220H83ZM90 221V220H89ZM168 221V220H167ZM168 221V222H169ZM189 221V220H188ZM260 221V220H259ZM76 222L77 223H81L82 221L80 220V221H77L76 220ZM120 222V221H119ZM162 222V223H161ZM164 222V223H163ZM182 222V221H181ZM185 222V221H184ZM192 222V221H191ZM196 222V221H195ZM198 222V221H197ZM199 222H201V221H199ZM203 222V221H202ZM205 222H207V220H205ZM210 222H212V221H210ZM214 222V221H213ZM217 222H219V221H216V223ZM24 223H27L28 225H29V227H32L33 229H34V227L35 226H37L39 229H40V231L38 230V234L39 233H41L42 235L41 236H44L45 238H43L42 239V237H36V235H38L37 233H35V230H31V232H30V230H28L27 229V226L28 225H25V226H20V225H22V224H24ZM68 223V222H67ZM64 224V223H63ZM73 224V223H72ZM96 224V223H95ZM176 224V225H175ZM186 226H187V228L190 230V232H193V231H195L196 230V227L194 226V224L195 223H190V224H187L186 222L184 223ZM222 224V223H221ZM48 225H49V223H48ZM67 225H69V224H67ZM126 225V224H125ZM200 225V224H199ZM52 226V225H51ZM72 226V225H71ZM180 226V225H179ZM196 226H198L197 224H196ZM204 226V225H203ZM218 226V225H217ZM221 226V225H220ZM226 226V227H227ZM252 226V225H251ZM44 227V228H43ZM166 228H167V226H165ZM183 227V226H182ZM181 227V228H182ZM199 227V226H198ZM197 227V228H198ZM201 227V226H200ZM199 227V228H200ZM206 227V226H205ZM212 227H213V224H212ZM216 226H214V228H215ZM222 227V226H221ZM36 228V227H35ZM52 228V227H51ZM55 228V227H54ZM75 228V229H74ZM143 229V233H144V227H142ZM159 228V229H160ZM198 228V229H199ZM209 228V227H208ZM220 228V227H219ZM70 229V228H69ZM171 229V228H170ZM177 229V228H176ZM183 229V228H182ZM202 229H204V227L202 228ZM207 228H205V230H206ZM222 229H223V227H222ZM221 229V230H222ZM27 230V231H26ZM52 230V229H51ZM122 230V229H121ZM134 230V229H133ZM147 230V229H146ZM161 230V229H160ZM162 230H166V229H162ZM186 230V229H185ZM217 230V229H216ZM220 230V231H221ZM225 230V229H224ZM224 230H222V231H224ZM56 231V230H55ZM150 231V230H149ZM148 231V232H149ZM172 231L173 230H171V232H169L168 231V234L169 233H172ZM175 231V230H174ZM176 231H179V230H176ZM183 231V230H182ZM181 231V232H182ZM197 231V230H196ZM209 231V230H208ZM210 231H211V227H210ZM209 231V232H210ZM238 231H237V233H238ZM244 231V230H243ZM248 231H249V229H248ZM104 232V231H103ZM122 232H123V230H122ZM132 232H134V234H135V237H136V239L138 240V242L139 243H137L136 244V246H138V248L136 249L137 251H138V249L139 250H141L140 248L142 247V248H144V249H147L148 248V250H150L149 249V247H148V245L146 244V242L145 241H143V240H141V238L142 237H144L145 235H146V233H145V235L144 234H142L141 236L142 237H140V233H142V231H141V229L139 230V229H136V230H134V231H132ZM146 232V231H145ZM151 232V231H150ZM165 232V231H164ZM180 232V231H179ZM198 233V235H202L201 233H200V230L199 231H197ZM212 232H214V231H212ZM215 232H218V231H215ZM246 232V231H245ZM262 232V231H261ZM67 233V232H66ZM112 233H113V231H111V233H109V234H107L108 235V237L110 238V239H113V236H115V234H113L112 235ZM127 233V232H126ZM178 234V232H175L174 234ZM194 233V232H193ZM222 232H220V234H221ZM244 233V232H243ZM253 233V232H252ZM5 234H7V235H5ZM92 234V233H91ZM161 234H163V233H161ZM160 234V235H161ZM173 234V236H175ZM186 234V233H185ZM212 234V233H211ZM217 234V233H216ZM246 234V233H245ZM250 234V233H249ZM119 236H120V234H118ZM144 235V236H143ZM165 234H163V237H165L164 236ZM184 235V234H183ZM234 235V234H233ZM131 236V235H130ZM156 236H158V233H157V235ZM155 236V237H156ZM173 236L172 235H170L169 237H172L173 238ZM179 236V235H178ZM177 236V237H178ZM181 236V235H180ZM179 236V237H180ZM195 236V235H194ZM205 235L203 234V237H204ZM254 236H255V234H254ZM252 234H251V237L252 238H249V240L251 241H256L257 243L260 241V240H258L257 238H256V236L254 237ZM163 237H162V239H163ZM168 237V239H170ZM185 237H186V239H188L187 238V234L185 235ZM185 237H182L183 239L185 238ZM208 237H210V236H208ZM207 237V235L204 237V238H207V240L209 239ZM217 237V236H216ZM262 237V236H261ZM70 238V240H73L71 237H69ZM176 238V237H175ZM175 238H173V239H175ZM182 238H179V239H177L178 241L181 239L182 240ZM190 238V237H189ZM224 238V239H225ZM248 238V237H247ZM5 239V240H4ZM101 239H103L102 237H101ZM143 239V238H142ZM144 239H146L145 237H144ZM156 239H158V238H155L154 240H156ZM172 239V240H173ZM185 239V240H186ZM201 239V238H200ZM215 239V238H214ZM259 239H261V238H259ZM98 240V239H97ZM104 240V239H103ZM136 240V241H137ZM189 240H192L191 238L189 239ZM211 240V239H210ZM135 241V240H134ZM164 241H167L166 239L164 240ZM170 241V240H169ZM176 241V240H175ZM193 241V240H192ZM160 242H163L162 240L160 241V240H158V242H157V244L156 243H153L152 245H151V247L150 248H152V247H155L156 249H158L159 248V246L161 245L160 244ZM180 242V241H179ZM240 242V241H239ZM263 242V241H262ZM99 243H104V242H100L99 241ZM186 243H188V241L186 242ZM205 243V242H204ZM227 243H228V241H227ZM63 244H65V243H63ZM107 243H104V244H101V246L102 247H104L105 249H109L110 247V249H112V251L117 255H119V256H121V260H125V263L124 264H130L131 262H133V261H136L137 259H136V257L134 258V260H133V256H134V253L132 252H129L130 250H128V249H132V248H135V247H129V245H130V243H128V242H126V244H128V246L126 245V244H124V243H119L118 242V244H116V245H114V247L113 246H109V248H108V245H106ZM164 244H166V243H164ZM181 244V243H180ZM194 244V243H193ZM192 244V245H193ZM213 244V243H212ZM239 243H237L236 245H238ZM243 242L242 243H240L239 245H238V247H234V248H232V249H234L235 251H237L238 249V253H240V255H241V257H243L242 259H243V261L245 260V258L246 257H248L247 258V260L249 261V262H251L250 264H264V261L263 262H259V261H257V260H255L254 259V257L253 256H251V255H248V254H246V255H242V251H241V248L242 249H244V246H246V245H244L243 246ZM264 244V243H263ZM262 244V245H263ZM21 245V244H20ZM188 245V244H187ZM190 243H189V246H191L190 247V251H191V249H192V246ZM235 245V246H236ZM258 245V244H257ZM260 245V244H259ZM31 246V247H30ZM174 246V245H173ZM172 246V247H173ZM182 246H183V244H182ZM182 246L181 247H179L178 248V250H176L175 248H176V246H175V248H172V249H170V247H169V245H165V249L166 250H161V249H158L157 250V252L156 253H162L163 251H167V256H169V257H171V258H175V257H179L178 259H180V258H182V259H184V260H186L187 262H189V263H191L192 262V260L194 261L196 258L198 259V255H195V253H194V255H193V251H196V250H198V252L200 251V250H202V249H196V248H193V250H192V252H191V256L193 255V259H192V257L191 258H189V255H188V253H185L184 251H183V249H184V247H185V245L183 246V248H182ZM213 246V245H212ZM232 246V245H231ZM243 246V247H242ZM35 248L34 249V251L33 250H31V248ZM196 247V246H195ZM210 247H211V244H210ZM247 247V246H246ZM25 248V247H24ZM163 248V247H162ZM189 248V247H188ZM231 248V247H230ZM248 248H250V247H248ZM248 248H246V249H248ZM261 248H262V246H261ZM75 249H76V247H75ZM154 249V248H153ZM173 249H175L174 251H173ZM213 249H215V251H216V247H214ZM227 250H228V247L226 248ZM263 249V248H262ZM16 250V251H17ZM103 250V249H102ZM133 250V249H132ZM135 250V251H136ZM226 250V251H227ZM231 250V249H230ZM233 250V251H234ZM251 250V249H250ZM6 251V252H5ZM15 251V252H16ZM22 252H24L23 250H21ZM134 251V252H135ZM142 251V250H141ZM162 251V252H161ZM205 251V250H204ZM218 251H219V248H218ZM234 251V255H236V253L237 252H235ZM245 251V250H244ZM17 252V253H18ZM95 252H96V250H95ZM147 251H145V254H147L146 253ZM187 252V251H186ZM217 252V251H216ZM229 252V251H228ZM14 253V252H13ZM139 253V252H138ZM205 253H206V251H205ZM238 253H237V255H238ZM12 254V253H11ZM16 254V253H15ZM104 254V253H103ZM106 254V253H105ZM10 255V254H9ZM162 255V254H161ZM202 255H203V253H202ZM230 255H232V257H234V255L233 254H230ZM239 255V256H240ZM79 256V255H78ZM123 256V257H122ZM125 256H126V259H124L125 258ZM196 256H198V257H196ZM206 256V255H205ZM74 257V256H73ZM91 257H93V256H91ZM142 257H143V259H141V260H143V262H144V264H169V260L168 259H166V258H152L153 260H151V259H149L148 260V258L147 259H144V257H146V255H144V254H142ZM253 257V258H252ZM68 258V259H67ZM104 258V259H103ZM139 258V257H138ZM195 258V259H194ZM250 258H252V259H250ZM197 259L194 261V262H197ZM211 259V258H210ZM222 259H224V260H226V261H228V257L227 256H222ZM242 259H241V261H242ZM6 260V261H5ZM91 260V259H90ZM198 260H200V259H198ZM3 261V262H2ZM88 261V260H87ZM183 261V260H182ZM185 261V262H186ZM229 261H231V260H229ZM238 261H239V259H238ZM237 261V262H238ZM247 261V262H248ZM91 262V261H90ZM172 262V261H171ZM210 264H220L221 262H219L217 259L216 260H210ZM246 262V261H245ZM244 262V263H245ZM88 263H89V261H88ZM134 263V262H133ZM173 263L174 264H181V261L180 260H177V259H173ZM189 263H187V264H189ZM68 264V263H67ZM134 264H138V263H134ZM185 264V263H184ZM198 264H199V262H198ZM231 264H233V262L231 261ZM235 264H242V263H236L235 262ZM246 264H248V263H246Z\"/></svg>",
  "mask_w": 264,
  "mask_h": 264
},
{
  "label": "flooded vegetation",
  "instance_id": "af4514ba",
  "mask_svg": "<svg viewBox=\"0 0 264 264\" xmlns=\"http://www.w3.org/2000/svg\"><path fill=\"white\" fill-rule=\"evenodd\" d=\"M83 6H86V5H81V6H78L77 8H80V7H83ZM89 7V6H88ZM90 8L91 9H93V7H91L90 6ZM104 7H100L99 9H103ZM68 9H71V8H68ZM110 8L109 7H106L104 10H103V12H110V10H109ZM71 10H76V8H74L73 7V9H71ZM95 10V11H94ZM109 10V11H108ZM97 11H99V10H96V9H93V13H92V15L90 16V21H88V22H85L84 24H79V23H76V22H74V21H71V20H67V19H64V17H63V19L65 20V21H70L71 23H75V24H78V25H85V24H89L90 25V23H93V15H95V13L97 12ZM119 13H120V11H119ZM64 14V13H63ZM94 29H96V28H94ZM108 29H110V31H115V28L114 27H110L109 28V26H108ZM77 30H79L80 31V34L78 35V38H76V35H77ZM77 30H75V32H71V33H69L68 34V37H67V39H66V42H67V44H74V45H76V44H78V42L80 41V39L82 38V36L84 35V33L80 30V29H77ZM112 32V33H113ZM74 33H76V34H74ZM73 34V35H72ZM128 37H130V36H127V38ZM73 38V39H72ZM127 38H126V40H125V42H124V47H125V51L127 52V53H129V54H131L128 50H127V48H126V44L125 43H127ZM131 38H133V37H131ZM68 39H69V41L70 42H74V43H70V42H68ZM71 39H72V41H71ZM112 39H115V37L114 36H112ZM134 39V38H133ZM134 40H137V39H134ZM137 41H139V40H137ZM76 42V43H75ZM140 42V41H139ZM141 44V43H140ZM70 46V45H69ZM72 46V45H71ZM84 49V51L85 52H92V48L91 47H84L83 48ZM141 51V48H140V50L138 51V52H140ZM138 52H136V53H138ZM128 54V55H129ZM101 63L100 64H102V65H104L105 64V61L104 60H101L100 61ZM105 78V77H104ZM115 78V77H114ZM116 79V78H115ZM117 80V79H116ZM118 81V80H117ZM106 84V83H105Z\"/></svg>",
  "mask_w": 264,
  "mask_h": 264
},
{
  "label": "water",
  "instance_id": "95a60500",
  "mask_svg": "<svg viewBox=\"0 0 264 264\" xmlns=\"http://www.w3.org/2000/svg\"><path fill=\"white\" fill-rule=\"evenodd\" d=\"M69 14H71L70 15V17H73V13H76V16L74 17V19H81V17L83 16V15H85V13L84 12H82V11H76V10H69V12H68ZM79 16H80V18H79ZM73 39V38H72ZM196 41V39L195 38H193V39H191V42H195ZM178 41H173L172 42V45H171V47H174V46H176V45H178ZM127 46L128 47H132V42L131 41H129L128 42V44H127ZM110 82H112L113 84H116L113 80H111ZM133 113H135V112H131V111H124L123 113H122V116H126V117H129L130 115H132ZM72 148V144H70V143H68V144H65V146H64V149L66 150H70ZM79 178H80V173L78 172V171H76V170H72L71 172H70V175H69V184H70V187L72 188V189H75V186H76V184H77V182H78V180H79Z\"/></svg>",
  "mask_w": 264,
  "mask_h": 264
},
{
  "label": "crops",
  "instance_id": "0c3cea01",
  "mask_svg": "<svg viewBox=\"0 0 264 264\" xmlns=\"http://www.w3.org/2000/svg\"><path fill=\"white\" fill-rule=\"evenodd\" d=\"M71 43H74V42H71ZM68 141V140H67ZM10 177L12 178L13 176L12 175H10ZM3 203H4V201H3Z\"/></svg>",
  "mask_w": 264,
  "mask_h": 264
}]
</instances>
